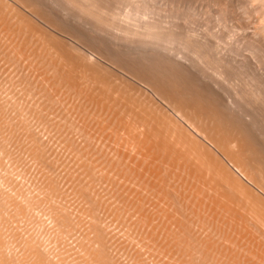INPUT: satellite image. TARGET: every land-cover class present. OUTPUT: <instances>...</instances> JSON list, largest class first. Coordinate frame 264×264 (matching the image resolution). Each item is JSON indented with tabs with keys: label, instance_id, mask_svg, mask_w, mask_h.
Listing matches in <instances>:
<instances>
[{
	"label": "bare ground",
	"instance_id": "1",
	"mask_svg": "<svg viewBox=\"0 0 264 264\" xmlns=\"http://www.w3.org/2000/svg\"><path fill=\"white\" fill-rule=\"evenodd\" d=\"M47 1L49 2V0H46V1H44V0H0V53L1 54L3 53L4 54L3 56L6 59L8 58V61H6V63L10 61V64H8L9 66H11L12 63L15 64V66H11L12 68L16 67V65L19 66L18 67L19 69H17V71L15 70L16 71L15 74H17L20 77V79L23 78L21 80V83H22V81L27 82L26 85L24 83V85L26 87L29 85L27 88L26 87L24 88L21 85V90L25 89L26 90L25 92H27L26 94H28L29 97L32 93V92H30L31 90L37 91L36 88H38V91L39 92L41 91L40 94L37 91L38 97H33V100L35 99L34 101H37L36 98H39L40 95H41V97H43L45 95V97L47 99H48V97H50L52 100L49 103V100H50V98H49L48 102L46 104H50L48 108H50L51 110H54L50 106H51V103H53V102L54 103L57 102L56 104H58V101L55 102L56 97H60L61 95H64L68 98L73 97V98H75L74 100L77 99L76 102L72 98H71L72 100L70 99V102L72 101L71 102L72 107L69 103H67L68 102L67 98L65 99L67 102L66 101H63V102H66L67 106L69 104V106L72 108V111L77 108V109H79V111L77 110L78 112H80V111L84 112L83 113L84 116L80 112L84 118H81L82 116H79V118L77 117L78 119L81 118V121H83L82 119H85L87 116L90 117V118L87 117L85 119L87 122H85V120L83 121L84 124L86 123L88 125V123L90 122L89 127H91V126L95 127V125H97L96 126L97 128H101V130L98 129L99 131H101V132H103V131L107 132L108 131L107 133H105L107 135H103L104 132L102 134H96L95 133L96 137H97V135H102V137L107 136L106 139L109 140L111 144H112V142L115 143V145L112 144L113 147H115V146L117 147V148L115 147V149L112 148V149H114V153H113L112 152L113 150L111 149L112 146L109 143V141H108V143H109V146H111V147L108 146V148H106L107 146L103 145L104 144L103 143L102 144L103 146L101 148L102 150L105 148L106 149L110 148L112 150V151H110V149H109L108 152H110V153H108L107 150H106V152L104 151V154H106V153L107 154L106 155L103 154V156H105V158H106L107 155H109V157H112V160H113V156H114V158L117 159L116 163L118 165L120 164L121 169H119V166L116 163H114V164L117 167L114 165V168H117V170H119V171L122 170V173L123 172H125V173H123V174L120 173L121 175L118 176L120 183L122 184L121 185L118 181H116V179H114L116 182L115 181L113 182V180L110 179L112 177L109 178V175L108 176L106 175V178H104L105 180L101 179L100 177L102 175H103L102 178L105 177L104 174H106L107 172L102 174L100 171V173H101V175H100L98 171L101 169L96 170L97 169L96 167H92L94 165L93 163L92 164L89 163L90 165H86V166H89L88 169L87 168L85 169V167L82 165L81 168L84 169L85 172H87L86 170H89L88 172L91 173V174L87 173L89 175L86 178L89 179L90 176L93 175V176H91L92 179L90 178L89 180H86L85 177L84 178L81 177L82 179H80V175H79L80 173L78 174L79 176L77 175L78 177L68 175L69 177L73 178V181H72L73 185H71L72 183L70 182L71 183V184L69 183L70 188L68 189L65 186L63 188V189H65V191L63 192V190L61 189L63 186L61 185V182H60L62 177H61V179L58 178V176H59L58 171L56 172V174L58 175L56 177V175L54 173L55 172L54 168L50 167L51 165L49 164V161H48L49 156H47L48 155L47 153H49V152L47 151L48 150L47 147L50 148V144L48 146L49 141L47 139L48 142H45L47 144V147H46V144L43 141L45 136L44 137L40 136V134H43L44 132L47 133V131H42V133H40V134L36 133L37 135H39V137H41V138L43 137V139H41L42 141L37 140L38 137L34 135V132H36L37 130L34 131L35 128L31 129L34 123H32V125L29 124L31 122L30 120L34 117L33 116L34 112L32 111V113H33L32 114L31 110L29 109L32 107L31 106V100H30V102H28V103H30V105H27V107L30 106L29 108L26 107L27 109H25V110L23 109V108H25L23 106L26 103L24 105L21 103L22 105L20 104L21 106H19L17 108V106L19 105L18 104L19 101H17L16 98H18L19 93L17 92L18 95L14 100L12 97L14 95L12 93L13 91H10L13 94L11 96H7V94L8 95L10 94V92L7 94L5 92V91H8V90H6V88H8L6 86H8V84H10L12 81V80H10V83H9L8 78H10L11 76L9 77V75H8L7 81L5 80V82H8V84L3 82L4 85H6L5 88L3 86V83L0 82L1 83V85H0V143H1L0 146L2 147V144L7 140H8L7 143L9 141H12V140H14L18 143H19L20 139H21L20 141H23V142L27 140V142H25L27 144H21L22 146L25 145V147H23L21 150L22 159H24L23 156L25 157V155H28L26 158L30 162H32L29 164L30 165L33 164V166L35 168L37 167L36 168L37 170H35L37 172H35V174H33L35 177L33 176L31 179L32 181H30L33 183L32 185H30V187L32 186L33 188H30L29 186H27V184H30L28 181H27L28 183L26 182L27 183L26 184L25 181L23 180L24 181V185H23L22 182L19 183V181H18L19 184L17 183L18 179H14L12 177H3V175H4L3 172H5L7 174H12L11 173L12 171L10 169H9L10 173H9V171L6 172L3 169L4 168L3 167L4 162H5L4 160L9 158L10 156L6 155V157H4L5 158L4 160L1 158L2 157L1 155L5 156L4 153H6V152L8 153L10 151L12 144L10 145V149H8L7 143H5V145L3 144V147L6 146L7 149L5 148L6 151L4 150V148L2 150L0 149V153H1L0 154V165H1L0 167H2V169H3L2 171L0 170L1 171L0 174L2 175V173H3V175H2L3 178L0 177L1 178V180H0V264H119L118 261H120V259H122V255H121L122 253H120L121 251L123 252V257H124V254L127 253L126 255L129 256V257L127 256L128 260H133V261H130L131 263L135 261L136 263H134V264H149V263L150 264H179L181 261H182V263H180V264H264V152H263L264 150H261L258 148L259 146L256 145V143L258 141L255 143V140H254L255 136L252 137L250 135V133H248V131H247L248 127L247 128L245 127V125H246L245 122H243V120L241 118L239 119V121H241V120L242 121L241 122L238 121V116H236L238 114L234 115V113H231L227 109V108H231V106L229 107V104L231 102L228 103V105H226L227 102L224 103V101H223L225 98L220 100L221 98L219 97V95H218L219 98L216 96V93L214 91H212L213 88H210L211 86L203 84L204 82L202 83V85H204V86H202L201 83H199L200 80H203L201 78H200V80H198L196 77L194 78V76L193 77L188 76L186 78L184 76L182 86L185 84V82H186V85L183 86L185 88H182L181 87V81L180 82L177 81L178 83H180V85H179V84H176V81L173 82L174 80H172V81L170 80L171 78L173 79V77L169 78L168 77L169 75L166 77V74H165V76H163L164 74H162V72L164 70L162 68L156 73L155 72L156 69L154 70V68H153L155 66L154 65V66H152V69L154 71H151L152 69H150V70L148 69L149 71H146L147 70L146 67L142 68L140 66L143 65V63L148 62V60L144 61V55L139 52L138 56L142 55L143 59L140 60L141 62H139V61L137 62L138 58L136 59L134 57L136 54H132L134 56H131V54H130L131 53L130 51H132V52H135V51H133V49H130V47L127 46L128 44L126 45V47H127V50L130 49L129 50L130 56H129V54H127L129 58H127V55H126L127 51H125L126 49H124L125 52L122 53L121 46H120V48H118L117 45H113L111 43H108V44H111L112 46H117V48L120 49L121 52L119 50H116V51L112 50V52L113 51L116 52V53H114V54H116V56L114 54H111V52H109L107 50L98 51L99 49L96 48L98 46L99 47L101 46V45H97L96 44L97 42L100 41V44L105 43L103 40H100L101 39L100 37H102L101 34L106 33L105 31L107 29L118 30L116 32L120 31L122 33V35L124 33L125 35L132 34L130 36H135V35L138 37L142 36V37H140L141 39L137 38V40H134L135 44H132V45L136 46V44H138V46L140 45L141 48H143V49H145L146 47H148V49H150V48L151 49L152 48H154V49L155 48L169 49L170 47L168 48V45L173 44V43H177L178 47H180L181 45L185 46L187 44H189V46H190V44L193 45L195 43V46H192V47L196 48V45L199 47L201 42L199 43L196 39H194L196 42L193 40V38H194L193 37V34H194L193 30L194 29L192 30L191 26H192V23L194 22V20H191L192 19L191 17L189 18V16L191 14L187 13L189 16L187 15V18L184 20V22H185L184 24H180L178 21L180 26L179 25H173L171 27H168V26H164L162 23H157L158 22L157 20L163 22L164 16L162 17V20L156 19L157 17L152 16V15H156L157 11L155 12L154 9H151L150 7H148V4L145 3L147 0L145 2H142V0H140L142 4L145 3V4H147V6L146 5L145 6L140 5L141 3L139 0H138L139 5H136L137 0L136 1L134 0V2H135L134 4L136 5L135 10H132L131 9L132 6H129V4H131L133 2V0H60V1L58 0L59 1L58 4H60L61 1L62 2L65 1L67 3V5H66L64 2V5L67 6V7L66 6L65 7L74 11L72 16H69V17L67 14L70 15V12L65 7H64V9H62L64 6L63 4H60L61 6L63 5L62 8L61 7H60V9L57 8V10L59 12L58 13V12H56V8L54 11V9L51 7L50 4H48ZM53 1H55V0H53ZM149 1H151V0H149ZM149 1H148V3H149ZM156 2H158V1H156ZM215 2H217V1H214V4H215ZM56 3H57V0H56ZM125 3H126V5L124 6ZM150 3H149V5H150ZM54 4H55V2H54ZM58 4H56V5H58ZM220 4H221V2L219 1V5H217V4L216 5L220 6ZM60 5H58V7ZM52 6H53V4H52ZM179 6H181V5H179ZM190 6H191V3H190ZM221 6L223 7V5H221ZM152 8H153V6H152ZM212 8H213V6H212ZM157 9H159V8H157ZM59 10H61V13ZM187 10H188V8H187ZM221 11H223V9H221ZM189 12H192V11L190 10ZM244 14H245V12H244ZM211 15H212V13H211ZM176 16H178V15L176 14ZM194 16H195V12H194ZM216 18H218V17H216ZM226 20H227V18H223L224 22H226ZM219 23L221 25V22H219ZM83 24L89 25L91 27V30L93 31V33H97L96 36H98V33H101L100 34L101 36H99L100 39L98 40V38H96L98 41H96V39L93 38L94 36H89V37H92L93 40L96 41V43L93 42V40H92L91 44H89L90 41L87 42V40L88 39L91 40V39L89 37L87 40L85 38H83V37H86L87 35H89V34H87V32L90 33V31H88L89 30L88 27H87L88 30L86 29V32H84V30H83L84 26L82 28H79ZM170 24L172 25V23H170ZM173 24H174V22H173ZM229 24H231V23H229ZM181 25L186 30L185 31L186 32V34H185L186 38L185 39L178 37L177 33H179V30L177 33L175 31V29H180ZM247 25H249V24H247ZM226 26H228V25H226ZM164 28L167 30H164ZM81 29H82V31H81ZM236 30H238V29H236ZM259 30H261V29H259ZM102 32H104V33H102ZM109 32H111V31H109ZM120 32L116 33V34H121ZM85 33H86V36H83V35H85ZM234 34H235V32H234ZM110 35H111V33H110ZM112 36H114V35H112ZM118 36H120V35H118ZM109 37H111V36H109ZM124 37H127V36L123 35L121 37V39L123 38L122 40H124ZM160 37L161 38L164 37V38L161 39ZM105 38H104V40H105ZM114 38H117V37H114ZM131 38L136 39L135 37H131ZM107 39H109L110 42L112 41V40H110L111 38H107ZM249 39L251 41V46L255 47L256 41L254 40L252 42V39L251 38H249ZM259 39H260V37H259ZM117 40H119V39H117ZM122 40H120V41H122ZM127 40H131V39H127ZM232 40H233V38H232ZM106 41L109 42L108 40H106ZM113 41L114 42H112V43L115 44L116 39H114ZM131 41H133V40H131ZM83 42L89 44V45L85 44L88 48L85 47ZM125 42H128V41H125ZM252 43H254V44H252ZM95 44H96V47H95ZM106 44H104V45L102 44V46L100 48L102 49V47H104L103 49H105ZM121 44H122V42H121ZM207 45L210 46L209 48L211 49L212 52L213 51L215 52V46L214 45L211 46L210 43ZM225 45H227V44H225ZM92 46H93V48H91ZM122 47L125 48V45H122ZM139 47H137V49H139ZM203 47H205V46H202V48ZM254 47L251 49L256 48V47L255 48ZM82 48H84L85 51H83ZM90 49L92 50L93 53H95V55L90 52L91 51ZM112 49H113V47H112ZM199 49H200V47H199ZM210 49H208V51ZM63 50H65L67 52H64ZM142 50H138V51H142ZM146 50H147V48H146ZM218 50L219 49H217V52H218ZM245 50H246V47H245ZM105 51L107 54L102 53ZM117 51H119L120 53ZM154 51L159 52V50H157V49ZM166 51L164 53H166ZM68 52H72L71 55L74 57L77 54L76 56H78L79 58L73 59L74 57L68 55L69 54ZM87 52H89V53H87ZM137 52H135V53H137ZM169 52H170V56H172L173 54H171V51H169ZM169 52H167V54H169ZM197 52H199V51L197 50ZM200 52H203V51H200ZM117 53H119V56H121L120 54H122V55L124 54V55H126V57L122 56V58H119ZM146 53H148V52H146ZM151 53H149V55ZM181 54H182V52L180 53L179 58H181ZM198 54L200 55V53H198ZM216 54L218 55V53H216ZM244 54H247V53H244ZM244 54H241V56ZM210 55L212 56V54H210ZM230 55H232V54H230ZM146 56H147V54H146ZM146 56H145V58H146ZM151 56H153V55H151ZM151 56H147V57L151 58ZM156 56H157V54H156ZM175 56H178V55L175 54L174 57ZM202 56H204V54ZM244 56H246V55H244ZM130 57H132L133 59H130ZM174 57H172V60L173 59L175 60ZM258 57H260V56H258ZM1 58H2V56H1ZM134 58L136 59L137 63L135 62ZM152 58L154 60V56ZM155 58H157V57H155ZM162 58H164V57L162 56ZM179 58L177 57L176 59H179ZM192 58H195V57H192ZM201 58H203V57H201ZM76 59H77L78 63H79V60H82V64L84 66L80 63V67H78L79 64L75 63ZM168 59H169V57H168ZM198 59L200 60V58H198ZM204 59H205V57H204ZM186 60H187V58H186ZM208 60H210V59H208ZM214 60L216 61V59H213V61L211 60L212 66H213L212 70L215 71V73H214V71H213V73L214 74H222V68L221 67L223 65L222 63H224V62L218 63V65L220 64V66H218L216 63H213V62H215ZM26 61H28L27 64L30 62L28 67H27V65L26 66L24 65V63L26 64ZM35 61H36V63H34ZM38 61H39V65L42 66V67L40 66L41 68H39V65H37V66L35 65V64H38L37 63ZM163 61L165 63V60H163ZM166 61L168 62V65H169V61L168 60H166ZM221 61H223V60H221ZM191 62H194V61H191ZM205 62H206V60H205ZM227 62H228V60H227ZM227 62H226V64H227ZM249 62H250V60H249ZM152 63H151V65H152ZM170 63H171V61H170ZM187 63L189 65V62H187ZM3 64H5V63H3ZM156 64H157V62H156ZM191 64H193V63H191ZM0 65H2V64H0ZM147 65L150 66V64H147ZM166 65H167V63H166ZM168 65L166 67H168ZM175 65L177 66V68L180 67L177 64H175ZM5 66H6V64L3 65V69ZM23 66H24V68L26 67V70L28 72H26V70L24 71V69L22 68ZM81 66L83 68V71L82 70L80 71V69H82ZM144 66H146V65H144ZM226 66H224V67H226ZM234 66H233V69H234ZM20 67L24 71V73H23L24 76L21 75L22 73L20 72ZM138 67H140V68H138ZM194 67H195V65H194ZM194 67H192V68H194ZM201 67H202V65H201ZM5 68L7 69L8 66ZM12 68H10V70H8V71H11ZM42 68H43V70H41ZM150 68H151V66H150ZM155 68H157V70H158L160 67L158 68L156 65ZM171 68H175L174 70H176V71L177 70L180 71V69H181V68L176 69V67H172V66H171ZM190 68H191V66H190ZM196 68H198V67H196ZM3 69L1 71L2 73H0V76L3 73H4V75L6 74L5 72H3ZM38 69H40V70L38 71ZM164 69L166 70L167 68H164ZM169 69H170V67H169ZM239 69H240V67H239ZM13 70H14V68H13ZM18 71L21 73L20 75L17 73ZM40 71H43V72L39 73ZM77 72H80L81 74L80 73L77 74ZM82 72L83 73L85 72V75ZM159 72H160V74H162L163 77L160 74L157 75ZM167 72H169V71H166L163 73H167ZM184 72H185V70H184ZM193 72H196V71H193ZM200 72H201V70H200ZM200 72H198V73H200ZM210 72H212V71H210ZM90 73L93 75V76L91 75L93 77V80L91 79V76H89ZM185 73L187 74V72H185ZM235 73H237V72H235ZM11 75H13V77H14V74H11ZM170 75H172V74H170ZM177 75H179V73ZM203 75L205 76L204 73H203ZM18 76H17V80L19 81ZM180 76H183V75L180 74L179 79H180ZM204 76H202V78ZM225 77H228V76L226 75ZM168 78H169L170 82L167 80ZM187 78H189V79H187ZM205 78H206V76H205ZM219 79H220V77H219ZM229 79L230 78H228V80ZM238 79H239V77H238ZM83 80H84V82H83ZM90 80H92V81H90ZM136 80H139V82H140V80L144 81L147 85L150 84L148 86L149 87L148 91H150L151 93L148 92L147 90H145L143 87H141L142 86V85L140 86L141 83H138ZM181 80H182V78H181ZM184 80H187V81H184ZM206 80H208V78L205 79V81ZM224 80H222V81H224ZM249 80H251V79H249ZM110 81L114 82V84L119 85L120 88H124L123 90L126 89V91H128V92L131 90L133 92V93L129 92L127 94V95L132 94V95H130V98H132L131 104L128 103V101H130L131 99L129 98V96L126 95V92L124 93L125 94L124 95L121 92H119V91H121L120 89L118 90L112 84H111L112 87L110 84L108 85V83ZM236 81H237V79H236ZM90 82H92L93 83L92 86L94 85L95 89H97V92L95 90H93V91H95L96 94L99 93V94H97V96L94 92L93 93L95 95L93 93H91L92 90L90 88H92V87L91 86L89 87ZM148 82H149V84H148ZM230 82H232V81H230ZM12 83H15V82L12 81ZM30 83H33V85L35 84L34 88L31 87L32 85L30 86ZM219 83H220V81H219ZM245 83H244V85H245ZM142 84H144V83H142ZM146 84L143 86H146ZM210 84H212V83H210ZM10 85H12V84H10ZM14 85L17 86L18 83L14 84ZM14 85H12V86H14ZM107 85L109 87H107ZM113 87L115 88V90ZM12 88L13 87H11V89ZM223 88H224V86L222 87V89ZM98 89H101V90H98ZM116 89H117V92H116ZM127 89H129V90H127ZM216 89H217V87H216ZM12 90H14V89H12ZM17 90H19L18 87H17L16 91ZM28 90H29V93H28ZM219 90H220V88H219ZM223 90H220V91L222 92ZM230 90L231 89H229V91ZM232 90H234V89L232 88ZM247 90L250 91L252 96L253 95H254V97L257 96V99L259 98L260 102L264 106V91L261 88L260 89L258 88L256 90L255 88L249 89V87H248ZM2 91L5 93H3ZM113 91L116 93H114ZM238 91H239V89H238ZM240 91H242V90H240ZM22 92H24V91H22ZM22 92H21V94H22ZM111 92H113V93H111ZM232 92H235V91H232ZM119 93H121V95ZM213 93H215V96L213 95ZM222 93H219V94L221 95ZM15 94H16V92H15ZM56 94L60 95V96H57ZM118 94H119V96H118ZM227 94H226V96H228ZM242 94H243V92H242ZM245 94H246V92H245ZM229 95H231V94H229ZM14 96H16V95H14ZM32 96H33V94L31 95V97ZM100 96L101 97L104 96V98H101ZM126 96L128 97L127 98L128 101L125 100ZM131 96H133V97H131ZM31 97H30V99H31ZM45 97H43V98H45ZM138 97H139V99H137V100H139L140 102H138L136 99H134V98H138ZM245 97L247 98V95ZM63 98H61V99H63ZM249 98H251V100H252V97H249ZM45 99H43V100H45ZM238 99H240L242 101L240 96L238 97ZM257 99H255V100L257 101ZM19 100H21V97ZM43 100H41V98H40L39 102L45 103V101H43ZM133 100L137 101L138 104L135 101H134L135 102L134 103ZM235 100H237V99H235ZM24 101H26V99H24ZM34 101H32V103ZM21 102H23V100ZM260 102H257V103H260ZM236 103L238 105L239 102L236 101ZM46 104H43V103H40V104L36 103L35 104V103H33L32 105L33 106L36 105L37 109H38V107H40L38 110L39 114H40L41 112H43V111H41V106L47 108L48 105H46ZM59 104H60V102H59ZM252 104H254V103H252ZM37 105H39V106H37ZM233 105H235V103ZM240 105L241 104H239L238 106H240ZM250 105L251 104L248 105V108H250L249 107ZM61 106H62V104H61ZM238 106H237V108H238ZM252 106H251V108H253ZM62 107H60V108L63 109ZM256 107H258V106H256ZM19 108L23 109V110H21V109L20 110L24 114L28 113L26 115L27 117L25 116V118H24L23 117L24 114L21 113V115H20V112H17V110H19ZM232 108H234V107H232ZM28 109L30 112H27ZM37 109L35 111H37ZM50 109H49V111H50ZM55 109H56V107H55ZM65 110H67V109L64 108V111ZM231 110H234V109H231ZM67 111H69V110H67ZM72 111L70 113L75 112V111H73V112ZM125 111H128V113ZM235 111L237 112V110H235ZM240 111H243V110H241V108H240ZM248 111H250V109ZM58 112H59V110L57 111V115L59 114ZM30 113H31L32 117L30 116V119H29L28 115H30ZM64 113L65 112H63L62 114L64 115ZM85 113L86 114L89 113V114L86 115ZM45 114H46V112H45ZM54 114H56V113H54ZM240 114H241V112H240ZM243 114H244V112H243ZM18 115H20V117ZM57 115H54V116H57ZM76 115H74V116L76 117ZM245 115H246V113H245ZM256 115H257V113H256ZM38 116L39 115L37 113V117ZM41 116L46 117L45 115H41ZM67 116L70 117L71 115H67ZM67 116H65V117H67ZM243 116H241V117L244 118ZM249 116H251V115H249ZM17 117H19V120L22 117H23L22 119H24V120H26V118H28L29 121H27V120L26 121H24V120L19 121ZM47 117H48V115H47ZM69 117H68V119L71 118V117L70 118ZM41 118H40V121L44 119V118L43 119H41ZM50 118L51 117H49V119ZM54 118H55L54 120L56 122V119L59 120L60 117L59 118L54 117ZM61 118H62V116H61ZM37 119H34V121ZM245 119H247V118H245ZM251 119H252V117H251ZM63 120L65 121L64 125H67V123H66L67 118L66 119L63 118ZM256 120H259V117H258V119L256 118ZM23 121L26 123L23 124L24 123ZM76 121H78V120H76ZM20 122H23L22 123L23 126L24 125L27 126L26 124H27V122H29L28 124L30 126L28 125L26 127V129H25V127L22 128L20 126L21 124L18 125V123H20ZM32 122H33V119H32ZM44 122H42V125ZM55 122H53V123H55ZM59 122L60 121H58V123ZM61 122H63V121H61ZM37 123H36V126H37ZM75 123L77 124V122H75ZM91 123H92V125H91ZM248 123H249V120H248ZM254 123H255V120H254ZM51 124L52 123H50L49 125L51 126ZM71 124H74V123H72V122L68 123L69 128H70ZM17 125L20 128H22V130L23 129L26 130V133H23L24 137L23 136H21V138L17 137V135H18L17 134V131H18ZM80 125H81V123H80ZM80 125H78V126H80ZM251 125H253V124H251ZM255 125H253V126H255ZM78 126H77V128H78ZM263 126H264V124H263ZM43 127H45V126H43ZM47 127L48 126H46L45 128H47ZM52 127L56 128V126H53V124H52ZM59 127H61V124L57 128H59ZM68 127L64 126L65 129ZM89 127L88 128L86 127L88 132H89ZM94 127H92V128L94 129ZM96 127H95V129L97 131ZM260 127H262V126H260ZM64 128H63V130H64ZM69 128H68V130H69ZM75 128L76 127L74 126V129ZM39 129H41V126L39 127ZM50 129H52V128H50ZM82 129H83V127H82ZM253 129H255V128H253ZM257 129H259V128L257 127ZM25 130H23V131L25 132ZM28 130H31V131H28ZM77 130H79V128ZM85 130H81L80 132L85 131ZM38 131H40V130H38ZM56 131H57V129H56ZM58 131H60V130H58ZM70 131H71V128H70ZM99 131H98V133H99ZM19 132H21V131L19 130L18 133ZM31 132H33V133H31ZM61 132H62V130H61ZM73 132H74V130H73ZM76 132L74 134H77ZM88 132L86 131L85 133H88ZM92 132L93 131H91V133ZM48 133L50 134V131ZM69 133L71 134L72 131ZM91 133L85 134L87 140H89V143H90V141L93 143V140H95V139L91 140L93 138V137L91 138V136H90ZM25 134H27V136ZM49 134H48V136H49ZM74 134H73V136H74ZM52 135H54V133ZM85 135L83 138H85ZM48 136H47V138H48ZM57 136L59 137V135H56V137ZM68 136H69V138L66 136L67 137L66 139H68L67 141H71L69 139L72 137V135H68ZM80 136L82 137L81 133H80ZM88 136H90V137L88 138ZM261 136H260V138H261ZM22 137L25 139L23 140ZM64 137H65V135H64ZM96 137H94V138H96ZM50 138H49V140H50ZM75 138L72 139V141L75 140ZM77 138H79V136ZM255 138L257 139V137H255ZM54 139H55V136H54ZM62 139H64V138H62ZM62 139L60 138V141ZM45 140H46V138H45ZM80 140H78L79 143H80ZM100 140L102 141L101 138L99 139V142H100ZM107 140H106V142H107ZM40 141L43 143H41ZM60 141H57V143L59 144ZM67 141H64V143ZM82 141L84 142L85 140H82ZM9 143H11V142H9ZM12 143H14V142H12ZM18 143H15L16 145L13 144L14 145L13 147L17 146ZM20 143L18 145H20ZM51 143L54 144L53 141ZM57 143H56V145H58ZM74 143L78 144V146H75L76 144H74ZM79 143H77L75 141L73 142V147L75 146L77 148L76 149L77 150L76 151L77 152L76 158L78 156L80 158V154L83 153V151L86 152V148L88 147V146H86V148H84L85 150L83 149V151H81L80 148L83 146V144L85 142L83 144H81L82 146ZM86 143H88V141H86ZM96 143H98V142H96ZM259 143H261V142L259 141ZM94 144H92V148H91V146H90L91 143H90L89 148L92 149L91 151L96 149V154H97V151L98 150L100 151L101 149L97 148V146H98L97 144H96L97 146H93ZM62 146H63V144L61 145V147ZM64 146H65V144H64ZM79 146H80V148H79L80 151H78ZM21 147L19 146L20 149H21ZM73 147H69V148L71 149ZM75 147L73 148V150L75 149ZM19 148H17V149H19ZM62 148H64V147H62ZM66 148H67V146H66ZM262 148H264V147H262ZM17 149L16 150L14 149L15 152L13 149H11V150H13L14 153L17 152V154H14V156H13L14 158L10 157L12 159H10V158L7 159V161L11 160L10 161L11 164H16L19 161V158H21L20 157L21 155L19 154L20 150L17 151ZM23 149H24V152L26 151L25 153H27V154H23ZM52 149L54 150V147ZM59 149H61V148H59ZM10 152H11L10 155L12 156L13 152L12 151H10ZM58 152H60V150H58ZM78 152H80V154H78ZM50 153L51 154L53 153L52 150ZM67 153H68V155H70L69 152H67ZM67 153H65V154H67ZM92 153H95V152H92ZM101 153H103V151ZM73 154L75 156V151H73ZM16 155H17V157L19 156L18 159L16 158ZM101 155L102 154H100V156ZM54 156H56V153ZM60 156H63V155H60ZM65 156H67V155H65ZM45 157H47L46 158L47 160H45ZM67 157H69V156H67ZM15 158H16V160H15ZM51 158L53 159L54 157H51ZM71 158L72 157H70L69 160ZM85 158L87 159V157H85ZM95 158H96V156H95ZM95 158L92 157V159H94V160H95ZM22 159H20V160H22ZM27 159H26V161H27ZM86 159L83 158L84 161H86ZM92 159H91V162L93 161ZM110 159L108 158V160H110ZM14 160L16 161V163L14 162ZM100 160H102V158H100ZM100 160L98 159L99 162H100ZM7 161L5 162V164L9 165V161H8V163H7ZM46 161L49 165L47 163L44 164ZM54 161L56 162V164L58 163L56 165L58 167V165L60 164L59 162H61V161L59 159H58L59 162L56 161L55 159H54ZM74 161L75 160H73V162ZM113 161L115 162V159ZM50 162L53 165L55 164L51 160H50ZM67 162H69V161H66L65 163H67ZM105 162H107L106 164H109V165L111 163V162L107 161V159ZM26 163H28V161ZM65 163H64V165L66 166ZM71 163H69V164H71ZM85 163H87V161ZM18 164H19V162H18ZM18 164H17V166L13 165V167L15 166L14 170H16V167L17 168L20 167V166H18ZM95 164L97 165V163H95ZM6 165H5V167L9 168ZM30 165H27L28 167H26V165H23V166H25V168L23 170H25V169L27 170ZM44 165L46 167L47 166L49 167V168H47L49 170H47L46 167H44L46 171H50V169H53L52 172L54 173L55 176L52 173L49 174V172H47L48 174L45 173L46 171L43 169ZM64 165H62V166H64ZM73 165H74V163H73ZM96 165H94V166H96ZM103 165H102V167H103ZM10 166H12V165H10ZM70 166L72 167V164L69 165L68 168H70ZM78 166L80 167V164ZM111 166L113 167L112 164H111ZM13 167H11V169ZM98 167H100V166H98ZM104 167H105V165H104ZM20 168H19V170L22 171V169H20ZM35 168H32L33 171H31V172H29V171H27V172L33 173ZM60 168L65 169V167H60ZM108 168H109V170H111L110 167L108 166L107 168H105V170L103 172H105L106 169L108 171ZM76 169L74 168V170H76ZM56 170H58V169H56ZM74 170H72V171H74ZM84 170H82V171H84ZM114 170L116 171V169H114ZM115 171H113V173ZM16 172H18V171H16ZM16 172H14V173H16ZM25 172L26 171H22V173H25ZM75 172L76 171H74V173L72 172L73 175L77 174V173L75 174ZM97 172L100 176L98 174H96ZM110 172H112V170ZM116 172H118V171H116ZM19 173H17V174L19 175ZM22 173H20V174H22ZM64 173H65V171H64ZM113 173H111L110 176ZM17 174H15V175H17ZM25 174H27V173H25ZM62 174L60 176H62ZM69 174H71V171L69 172ZM94 174H96L101 181L103 180V182H106L105 183L106 185L109 183L108 187L110 188V190L104 186L107 191H102L104 189V188L102 189V187H101L102 190L100 189V191H98L97 188L100 187L99 183H100V185L103 183L100 180H98V178L95 179L96 177H94L95 176ZM15 175L12 174L9 176L15 177ZM49 175H51V176H49ZM6 176H8V175H6ZM27 176L30 177V174H28ZM27 176H25V177H27ZM20 177H22V176L20 175ZM23 178H24V176H23ZM29 179H27V180H29ZM25 180H26V178H25ZM33 180H34V182H33ZM64 180L67 181L68 178L67 179L65 178ZM131 180L136 181V182L133 181V183L135 185L133 183H131V184H133L134 187L137 184L140 186V187L139 186L135 187L136 191L134 189H133L134 191L132 190L133 187L130 190V188L128 186V184L130 183ZM20 181H22V178ZM65 181H64V183H62L63 185L65 184ZM84 181L85 182L88 181V182L85 183ZM98 181H100V182H98ZM105 184H103V185H105ZM113 185H115V186L121 185L122 186V188L120 186L121 191H119V189H117V191H116V187ZM112 187H114L113 189L115 190L114 191L115 193L111 190ZM125 187H127V189ZM66 189H68V190L66 191ZM146 189H148V191H146ZM128 190L131 191L132 193L136 192L135 193L136 196L134 197L135 194H133L132 197H130L132 193L128 192ZM68 191H69V195H73L75 197L74 198L72 196L74 200L71 199L72 203L75 201V203H73V204L67 200L68 198H69V200L71 198L67 193ZM70 192H71V194H70ZM116 192L118 194L117 197H119V195H120V197L118 198L119 200L115 197ZM65 194L68 195V196H66L67 198L65 197ZM112 195H114V196H112ZM129 197L134 198V200L133 199L131 200ZM151 197L153 198L152 201H154L153 204L151 203L152 201L150 202V200L152 199ZM112 198L118 200L117 204L112 202V200H113ZM129 199L131 200V203L133 205L132 206L133 209H132V207L128 206V205H130V204H128ZM119 201H121L120 204H119ZM115 202H116V200H115ZM126 203L128 205H125V206H127L128 209L129 208L132 210L136 209L135 210L136 212L134 211L135 213L132 212L134 215L131 218H129L128 215H130V214L132 215V213L130 212L132 210H128L125 206H123ZM149 203L151 205V208H154L153 212L151 210H149L151 208H149V209L147 208ZM70 204H72V205H70ZM117 205L118 206L122 205V207L121 206H119L120 208L116 207ZM126 209L129 211L130 214L127 213L128 211ZM101 210L103 211V213L101 212ZM149 211H151L152 213L150 212V214H149ZM137 218L139 219L140 223L138 222ZM140 218H142V219H140ZM144 218L148 221H149V219H147V218H150L151 222H153L152 220H154V222L156 221L157 224L154 223V225H157L158 229L160 227L161 228L159 230H157V228L152 227L153 228V229L151 228L152 230L151 229L149 230L147 228L146 229L148 231H146V229L144 230V228L147 226V223H148V221L145 220L146 221V226H145ZM131 219L134 222L136 220H133V219H137V223H135L133 225L130 224ZM142 220L144 221L143 224L141 223ZM128 221H130V222H128ZM150 221H149V224H151ZM185 222H186V224H185ZM198 224L200 226L201 225L202 226L200 227V226H198ZM151 225L150 226L148 225L147 227L149 228V227H151ZM154 225H152V226H154ZM190 226L194 227V230H197V231H195V233L202 231V233L200 232L202 234L201 235L202 237L196 238L195 234H194V236H195L194 237L193 236L194 230H190L191 229V228H189ZM197 226H198V228H197ZM195 227H196V229H195ZM146 232L149 233L151 238L150 237L146 238L147 236H145L143 238V235L147 234ZM144 233H146V234H144ZM200 233H198V235ZM163 234H164V237L161 238L160 236L161 235L163 236ZM151 235H154V236H151ZM191 235L193 236V238H190ZM140 236H142V237H140ZM183 236H185V238H182ZM39 238H45V239L48 238L47 244L50 243V245H47L46 243H44V241L41 242V239L39 241ZM65 238L66 239L68 238V240H64ZM69 238H70V240H69ZM72 238H74V239H72ZM71 239H72V241H71ZM193 239H194V241H193ZM74 240L75 241L78 240V241L74 242ZM62 241H63V243H62ZM65 242H67V243H65ZM69 242H71V244H73V245L69 246L70 248L74 247L77 244V246H75L77 249L75 247H74L75 249L74 248L68 249L69 247L66 244H68ZM78 242H80V245ZM62 244H65V246L64 245L62 246ZM52 245H53V248L55 247L54 245H56V247H55L56 249L55 248L52 249ZM114 248H116V249H114ZM117 248H121V251H120V249H117ZM78 249H79V253L81 254L80 257H78L79 253H77V256L75 254L76 250H78ZM110 249L113 251V253H111L112 251ZM114 251L115 252L119 251L118 252L119 257H121V258H119L118 256L112 255L115 253ZM180 252H181V254H180ZM211 252H212V256L214 255V257L211 256ZM118 253H116L115 255H117ZM176 254H178V255H176ZM126 255H125V258H127ZM175 256H179L178 260H181L180 256H181V258L184 257L183 259H185V260L178 261L177 259H175L178 257H175ZM116 257H118V258H116ZM126 260L124 262L122 259V263L127 262L126 264H128V261H126ZM130 262H129V264H131ZM122 263L120 261V264H122Z\"/></svg>",
	"mask_w": 264,
	"mask_h": 264
},
{
	"label": "rangeland",
	"instance_id": "2",
	"mask_svg": "<svg viewBox=\"0 0 264 264\" xmlns=\"http://www.w3.org/2000/svg\"><path fill=\"white\" fill-rule=\"evenodd\" d=\"M44 1H46V0H44ZM59 1H60V0H59ZM59 1L57 0V3H56V0H55V1H53V0H49V2H48V1H47V2H48V4L51 5V7L54 9V11H55V8H56V12H58L57 8H58V9H60V7L62 8V6L64 5V2H65V1H64V2L61 1L62 3L60 2V4H63V5L61 6L60 4H58ZM135 1H136V0H135ZM139 1H140V0H139ZM139 1H138V0L136 1V2H137L136 5H139ZM145 1H146V0H144V1L142 0V2H145ZM148 1H149V0H147V1L145 2V3L148 4V7H150L151 9H154L155 12L157 11V14H156V15H152V16L157 17L156 19H161V20H162V17L164 16V17H163V22L157 20V21H158L157 23H162L164 26L171 27V26H173V25H179V23H180V24H184V23H185L184 20L187 18V15H188V14H191L190 16H189V15H188V16H189V18H190V17L192 18L191 20H194V22L192 21L193 23H192V26H191V29H192V30L194 29V30H193V33H194V34H193V37H194L193 40L196 39L199 43L201 42V44H200V46H199L200 49L202 48V46H205V47H203V48L200 50L199 47H198L197 45H196V48H193V47H192V46H195V43H194L193 45L190 44V46H189V44H187V45H185V46H184V45H181L180 47H178V44H177V43H173V44H169V45H168V48L170 47L169 49H161V48H155V49H154V48H152V49H153V50H152L151 48L148 49V47H146L147 50H148V51H147L146 48L143 49V48H141L140 45H139V46H140V47H139L138 44H136V46H135V45H132V44H135V41H134V40H137V38H138V39H141L140 37H142V36H140V37H138V36H136V35H135V36H130V35H132V34H130V35H125V34L123 33V35H124V36H127V37H124V40H122V39H123V38L121 39V37L123 36L122 33L119 31L121 34H116V33H119V32H116V31H118V30H115V29H113V30L107 29V30L105 31L106 33H104V32H102V33H104V34L98 33V36H96L97 33H93V31L91 30V27H90L89 25H85V24L81 25V27H79V28H82V27L84 26V27H83V30H84V32H86V29H87V27H88L89 30H88V29H87V30L90 31V33L92 32L93 34L91 33V34H92V35H91L90 33L87 32V34H89V35L86 36V33H85V35H83V36H86L87 38H86V37H83V38H85L86 40L88 39L89 36H94L93 38H94V39L98 38V40L101 38L100 40H103V41L105 42V43H102V42H101L103 45L106 44V43H107V44H108V43H111V44H113V45H117L118 48H120V46H121V48H122V49H121V50H122V53L125 52V51H127V52H126V55L129 54V50H130V49H133V51H135V52H137L138 50H142V49H143L142 51H138V52H137L138 54L135 53V52L130 51V52H131V53H130L131 56H134V55H132V54H136L134 57H135L136 59H137V58L139 59V60L137 59V62H138V61L141 62L140 60L143 59V56H142V55L138 56V55H139V52H140L141 54H143V55H144V61H145V60H148L149 63H148V62H146V63H147V64H150L151 68H150V66L147 65L146 63H143V62H144L143 60H142V61H143V62H142L143 65H141V66L139 65V66L142 67V68H145V67H146L147 70H146V69H145V70H146V71H149L150 69H152V66L155 65L153 68H154V70L156 69V71H155L156 73H157L161 68L164 70V71L162 70L163 72L169 71V72H167V73H163V72H162V74H164L163 76H165V74H166V77H167L168 75H169V76H168L169 78L173 77V79L171 78L170 80H171V81L174 80L173 82L176 81V84H179V85H180V83H178L177 81H179V82L181 81V87H182V88H185V87H183V86L186 85V82H185V84L182 86L184 76H185V78L188 77V76H189V77H193V76H194V78L196 77L198 80H200V78L203 79L204 81H203V80H200V82H199V83H201V85H202V83L204 82L203 84H206V85H208V86H211L210 88H213L212 91H214V92L216 93V96H217V97H218V95H219V97L221 98L220 100H222V99L225 98L223 101H224V103L227 102L226 105H228V103H230V102L232 103V104L230 103L231 105L229 104V107L231 106V108H227V109H228L231 113H234V115L238 114V115H236V116H238V121H239V119L241 118V119L243 120V122H245V124L247 125V126L245 125V127H246V128H247V127L249 128V129L247 128L248 133H250V135H251L252 137H254V136L257 137V139L254 137V140H255V143L258 141V142L256 143V145L259 146L258 148L261 149V150H264V148H262V147H264V144H263V143H264V136H263V135H264V133H263V132H264V130H263V129H264V126H263V124H264V123H263V122H264V120H263V119H264V106H263L262 103L260 102L259 98L257 99V96H256V97H254V95L252 96V94L250 93V91L247 90V88L249 87V89H254V88H255L256 90H257L258 88H259V89L261 88V89L264 91V55H263V54H264V50H263V49H264V20H263V19H264V0H261V1H260V0H257V1H256V0H240V1H239V0H238V1H237V0H168V1H167V0H151V1H149V3L151 2L153 5H152L151 3H150V5H149ZM156 1H158V2H156ZM173 1H174V2H173ZM214 1H217L218 3L215 2V4H214ZM219 1L221 2V4H220V6H217V5H219ZM242 1H243V2H242ZM258 1H259V2H258ZM262 1H263V2H262ZM52 2H53V3H52ZM54 2H55V4H54ZM154 2H155V3H154ZM172 2H173V3H172ZM187 2H188V3H187ZM236 2H237V3H236ZM252 2H253V3H252ZM51 3L53 4V6H52ZM126 3H127V2H126ZM126 3L124 4V6L126 5ZM129 3H130V2H129ZM129 3H128V4H129ZM134 3H135V2H134V0H133V2H132L131 4H129V6H132V8L130 7L132 10H135V8H136V7H135L136 5H135ZM140 3H141V1H140ZM145 3H143V4L141 3L140 5H142V6H145V5H146V6H147V4H145ZM163 3H164V4H163ZM190 3H191V6H190ZM222 3H223V4H222ZM234 3H235V4H234ZM56 4H58V5H60V6L58 7V5H56ZM65 4L67 5L66 2H65ZM133 4H134V5H133ZM154 4H155V5H154ZM208 4H209V5H208ZM212 4H213V5H212ZM216 4H217V5H216ZM54 5H55V6H54ZM66 5H64L62 9H64V7H65ZM157 5H158V6H157ZM165 5H166V6H165ZM179 5H181V6H179ZM221 5H223V7H222ZM152 6H153V8H152ZM196 6H197V7H196ZM212 6H213V8H212ZM235 6H236V7H235ZM252 6H253V7H252ZM66 7H67V6H66ZM66 7H65V8H66ZM156 7L159 8V9H157ZM221 7H222V8H221ZM228 7H229V8H228ZM230 7H231V8H230ZM133 8H134V9H133ZM187 8H188V10H187ZM189 8H190V9H189ZM200 8H201V9H200ZM203 8H204L206 11H205ZM237 8H238V9H237ZM66 9L70 12V15L67 14L68 17H69V16H72V14L74 13V11L71 10V9H68V8H66ZM160 9H161V10H160ZM193 9H194V10H193ZM221 9H223V11H221ZM234 9H235V10H234ZM190 10H191L192 12H189ZM200 10H201V11H200ZM240 10H241V11H240ZM242 10H243V11H242ZM59 11H60V13H61V10H59ZM182 11H183V12H182ZM187 11H188V12H187ZM71 12H72V13H71ZM134 12H135V11H134ZM194 12H195V16H194ZM225 12H226V13H225ZM244 12H245V14H244ZM58 13H59V12H58ZM187 13H188V14H187ZM205 13H206V14H205ZM207 13H208V14H207ZM211 13H212L213 16L211 15ZM236 13H237V14H236ZM176 14H177L178 16H176ZM166 15H167V16H166ZM209 15H210V16H209ZM216 15H217V16H216ZM218 15H219V16H218ZM221 15H222V16H221ZM165 17H166V18H165ZM194 17H195V18H194ZM216 17H218V18H216ZM242 17H243V18H242ZM164 18H165V19H164ZM174 18H175V19H174ZM223 18H227V20H228V19H229V20H228V21L226 20V22H224V21H223ZM173 19H174V20H173ZM177 19H178V20H177ZM210 19H211V20H210ZM243 19H244V20H243ZM218 20H219V21H218ZM165 21H166V22H165ZM178 21H179V23H178ZM180 21H181V22H180ZM173 22H174V24H173ZM217 22H218V23H217ZM219 22H221V25H220ZM227 22H228V23H227ZM170 23H172V25H171ZM225 23H226V24H225ZM229 23H231V24H229ZM216 24H217V25H216ZM247 24H249V25H247ZM190 25H191V24H190ZM226 25H228V26H226ZM231 25H232V26H231ZM235 25H236V26H235ZM250 25H251V26H250ZM179 26H180V25H179ZM218 26H219L220 28H219ZM192 27H193V28H192ZM183 28H184V27H182V25H181V28H180L181 30H180V29H175V31H176V33H177L178 30H179V33H177V34H178V37H180V38H184V39H185V38H186V35H185L186 32H185V31H186V30H185V28H184V29H183ZM223 28H224V29H223ZM195 29H196V30H195ZM236 29H238V30H236ZM259 29H261V30H259ZM164 30H167V29L164 28ZM81 31H82V29H81ZM109 31H111V32H109ZM113 31H114V32H113ZM181 31H182V32H181ZM212 31H213V32H212ZM219 31H220V32H219ZM230 31H231V32H230ZM253 31H254V32H253ZM259 31H260V32H259ZM232 32H233V33H232ZM234 32H235V34H234ZM255 32H256V33H255ZM110 33H111V35H110ZM113 33H114V34H113ZM236 33H237V34H236ZM238 33H239V34H238ZM241 33H242V34H241ZM94 34H95V35H94ZM100 34L102 35V37L99 38V36H101ZM107 35H108V36H107ZM112 35H114V36H112ZM116 35H117V36H116ZM118 35H120V36H118ZM219 35H220V36H219ZM109 36H111V37H109ZM162 36H163V35H162ZM103 37H104V38L106 37L105 40H104ZM112 37H113V38H112ZM114 37H117V38H114ZM119 37H120V38H119ZM131 37H135L136 39L131 38ZM195 37H196V38H195ZM215 37H216V38H215ZM221 37H222V38H221ZM235 37H236V38H235ZM259 37H260V39H259ZM89 38H90L91 40L88 39L87 42L90 41L89 44H91V41L93 40V38H92V37H89ZM102 38H103V39H102ZM107 38H111L110 40H112V41L110 42L109 39H107ZM125 38H126V39H125ZM160 38H161V37H160ZM162 38H164V37H162ZM162 38H161V39H162ZM230 38H231V39H230ZM232 38H233V40H232ZM249 38L252 39V42H253L254 40L256 41V46H255L256 48H255L254 46H251V41H250ZM256 38H257V39H256ZM114 39H116V43H115V44L112 43V42H114V41H113ZM117 39H119V40H117ZM127 39H131V40H133L134 42L131 41V40H127ZM206 39H207V40H206ZM217 39H218L219 41H218ZM234 39H235V40H234ZM86 40H85V41H86ZM98 40L96 39V41H98ZM106 40H108L109 42H107ZM120 40H122V41H120ZM158 40H159V39H158ZM228 40H229V41H228ZM261 40H262V41H261ZM96 41L93 40V42H95V43H96ZM118 41H119V42H118ZM125 41H128V42H125ZM194 41H195V40H194ZM194 41H193V42H194ZM227 41H228V42H227ZM232 41H233V42H232ZM121 42H122V44H121ZM131 42H132V43H131ZM195 42H196V41H195ZM238 42H239V43H238ZM241 42H242V43H241ZM243 42H244V43H243ZM83 43H84V45H85V44H86V45H89L88 43H85V42H83ZM98 43H99V44H98ZM117 43H118L119 45H118ZM130 43H131V44H130ZM209 43L211 44V46H213V45L215 46V52L218 53V55H217L214 51H213V52L211 51V49L209 48L210 46L207 45V44H209ZM228 43H229V44H228ZM96 44L102 46V44H100V41L97 42ZM96 44H95V47H96ZM107 44H106V46H105V49H103L104 47H102V49H101V48H100L101 46H100V47L98 46V47H96V48L99 49L98 51H101V50H102V51L107 50V51L111 52V54L116 53V52H115L116 50H119V51H120V49H118L117 46H112L111 44H108V45H109V46H108ZM127 44H128V45H127ZM225 44H227V45H225ZM252 44H254V43H252ZM261 44H262V45H261ZM86 45H85V47H87ZM110 45H111V46H110ZM122 45H125V48H123L124 46L122 47ZM126 45L130 47L129 50H127ZM131 45H132L133 47H132ZM171 45H172V46H171ZM206 45H207V46H206ZM217 45H218V46H217ZM219 45H220L221 47H220ZM259 45H260V46H259ZM188 46H189V47H188ZM112 47H113V49H112ZM115 47H116V48H115ZM134 47H135V48H134ZM137 47H139V49H137ZM177 47H178V48H177ZM184 47H185V48H184ZM245 47H246V50H245ZM253 47H254L255 49H251V48H253ZM87 48H88V47H87ZM89 48H90V47H89ZM91 48H93V46H92ZM106 48H107V49H106ZM238 48H239V49H238ZM249 48H250V49H249ZM260 48H261V49H260ZM82 49H83V51H85L84 48H82ZM94 49H95V48H94ZM110 49H111V50H110ZM124 49H126V50L124 51ZM156 49L159 50L160 53H159L158 51H154V50H156ZM208 49H210V50L208 51ZM217 49H219L218 52H217ZM223 49H224V50H223ZM86 50H87V49H86ZM90 50H91V49H90ZM90 50H89V51H90ZM112 50H115V51L112 52ZM144 50H145V51H144ZM166 50H167V51H166ZM197 50H198L199 52H197ZM206 50H207V51H206ZM226 50H227V51H226ZM234 50H235V51H234ZM236 50H237V51H236ZM239 50H240V51H239ZM63 51H64V52H67V51H65V50H63ZM87 51H88V50H87ZM96 51H97V50H96ZM119 51H117V52H119ZM143 51H144V52H143ZM152 51H153V52H152ZM165 51H166V53H164ZM169 51H171V54H173L172 56H170V52H169ZM200 51H203L204 53H203V52H200ZM224 51H225V52H224ZM241 51H242V52H241ZM252 51H253V52H252ZM255 51H256V52H255ZM37 52H38V51H37ZM90 52H91L92 54L95 55V53H93L92 50H91ZM120 52H121V51H120ZM120 52H119V53H120ZM146 52H148V53H146ZM151 52H152V53H151ZM161 52H162V53H161ZM167 52H169V54H167ZM173 52H174L176 55H178V56H175V57H174L175 54H174ZM181 52H182V54H181V58H179V55H180ZM195 52H196V53H195ZM68 53H69L68 55L72 56V55H71L72 52H68ZM74 53H75V52H74ZM87 53H89V52H87ZM102 53L107 54L106 51H105V52H102ZM119 53H117L118 56H119ZM145 53L147 54V56H151V55H153L155 61H154L153 58H152L153 56H151V58H149V57L146 56ZM149 53H151V54L149 55ZM153 53H154V54H153ZM198 53H200V55H199ZM227 53H228V54H227ZM240 53H241V54L247 53V54H244V55H246L247 57L244 56V55L241 56ZM248 53H249V54H248ZM75 54H76V53H75ZM130 54H129V56H130ZM156 54H157V56H156ZM188 54H189V55H188ZM193 54H194V55H193ZM195 54H196V55H195ZM203 54H204V56H202ZM205 54H206V55H205ZM208 54H209V55H208ZM210 54H212V56H211ZM222 54H223V55H222ZM230 54H232V55H230ZM3 55H4L3 53H2V54L0 53V58H1V56H2V58L0 59V64H2V65H0V73H2L1 71H2V69H3V65L6 64L5 67L8 66V68L6 69V68L4 67L3 72H5L6 74L4 75V73H3V74L0 76V82L3 83V82H5V80L7 81V78H8V75H9V77L11 76L10 78H8L9 83H10V80H12L13 82H15V83H12V81H11L10 84L14 85V84H17V83H18L17 86H16V85L12 86V85L8 84V82H5L6 84H8V86H6V85H4V83H3L4 88H5V86L8 87V88H6V90H8V91H5V90H4V91L6 92V94L9 93L10 91H13L12 93H13L14 95H16V96H14V95L10 92V94H9V95L7 94V96H11V95H13L12 97H13V99L15 100V98H16L17 95H18L17 92L19 93L18 98H16V100L19 101V103H18L19 105L17 106V108H18L19 106H21L22 104L24 105L25 103H26V104H25L26 106H25V105L23 106V107H25V108H23V107H22V108H23L24 110L27 109V108H29L30 106L27 107V105H30V103H28V102H30V100H31V106H32V107L29 108V109L31 110V113H32V111L34 112V115H33L34 117L32 118V119H33V122H32V119H31V120H30L31 122H30V123L27 122L26 125L28 126L29 124L32 125V123H34L31 129H34V128H35L34 131H35V130H37V131L40 130V131H38L39 133H38L37 131L34 132V135L38 137L37 140H41V139H43V137L45 136L46 140H45V138L43 139L44 143L49 141V142H48V146H49V144H50V148L47 147V144L45 143V144H46V147L48 148L47 151L49 152V153H47V154H48L47 156H49L48 161H49V164L51 165L50 167H51V168H52V167L54 168V171H55L54 173H55L56 177L59 175L58 178L61 179V177H62V179H63V180H62V179H61V180L59 179L60 182H61V185L63 186V187L61 188V189L63 190V192L65 191V189H63V188L66 186V187L69 189V188H70L69 185H70V184L72 183V181H73V178H72V177H69L68 175H71V176H77V175L80 173V174H79V175H80V179H82V178H84V177L86 178L89 174H91L90 172H88L89 170H86L87 172H85V170L81 168L82 165H83V166L85 167V169H86V168L88 169L89 166H86V165H90L89 163H91V164L93 163L94 165H96L95 163H97V165L100 166V167H98L97 165H96V166H94V165L92 166V165H91L92 167H96V168H97L96 170L101 169V170L98 171L100 175H101V173L104 174V173H106V172H107V173L109 172L108 174H107V173L104 174L105 177H103V178H102V176H103V175H102V176L100 177L101 179L105 180L104 178H106V175H107V176L109 175V178L112 177V178H110V179H112L113 182L115 181L114 179H116V181H118V182L120 183V180H119V177H118V176L121 175L120 173H122V170H120V171H121V172H120L119 170H117V168H114V165H115L114 163H116V160H117V159L114 158V156H113V160L115 159V162H114V161L112 160V157H109V155H107V157H108L109 159L111 158L110 160H108L107 157L105 158V156H103L104 151L106 152V150H107V152H108L109 149H110V148H109V149H106V148H108L110 141L106 139L107 136H103V137H102V135H97V137H96L95 133H96V134H102V133L104 132V131H103V132L99 131V130H101V128H97V127H96L97 125H95V127L97 128V131H96V129H95L94 126L89 127V126H90V124H89L90 122L88 123V125H87L86 123L84 124L83 121H84L88 116H87L85 119H82L83 121H81V118H84V117H83V116H84V115H83L84 112H81V111H80V112L82 113V115H83V116H82L81 113L78 112L79 109L76 108V109L73 110V111H75V112L72 111V108H71V107H72V105H71V102H72V101L70 102V99L72 98V99L74 100L75 98H73V97L68 98V97H66V96H64V95H61V96H62V97H61L60 95H57V94H56L57 96H60L61 98L64 97V98L61 99L60 97H56V96H55L56 99H57V100L55 99V102L58 101V104H56L57 102L54 103V102L52 101L54 104L51 103V106H50V107H52V109H54V110H51L50 108H48L50 104H46V103L48 102V99H49L50 97H48V99H47V98L45 97V95H44L43 97H45V98H46V99H45V98L41 97V95H40L39 98H36L37 101H34L35 99L33 100V97H38V95H37L38 88L35 87V88L37 89V91H36V90H35V91L33 90L35 93H34L32 90L30 91V92H32L31 95L33 94L32 97H31V95H30V97H31V99H30L29 95L26 94L27 92H25L26 90H25V89L21 90V85H22V87L25 88V87H26L25 85H26L27 82H23V81H22V83H21V80H22L23 78L20 79V77H19L17 74H15L16 71H17V69H19V68H18L19 66L16 65V67H13V68H14V70H13V68H12L11 66H15V64L12 63L11 66H9L8 64H10V61L6 63V61H8V58L6 59ZM76 55H77V54H76ZM76 55H75V57L72 56V57H74L73 59H75V58H79V57L76 56ZM94 55H93V56H94ZM114 55L116 56V54H114ZM120 55H121V56H119V58H122V56H125V57H126V55H124V54H123V55L120 54ZM168 55H169V56H168ZM214 55H215V56L217 55L216 57H217L218 59H217ZM249 55H250V56H249ZM252 55H253V56H252ZM256 55H257V56H256ZM97 56H98V55H97ZM118 56H117V57H118ZM137 56H138V57H137ZM145 56H146V58H145ZM160 56H161V57H160ZM162 56H163L164 58H162ZM166 56H167V57H166ZM182 56H183V57H182ZM190 56H191V57H190ZM197 56H198V57H197ZM206 56H207L208 58H207ZM218 56H219V57H218ZM258 56H260V57H258ZM139 57H140V58H139ZM141 57H142V58H141ZM155 57H157V58H155ZM168 57H169V59H168ZM172 57H174L175 60H174V59L172 60ZM177 57H178L179 59H176ZM192 57H195V58H192ZM201 57H203V58H201ZM204 57H205V59H204ZM212 57H213V58H212ZM228 57H229V58H228ZM242 57H243V58H242ZM248 57H249V58H248ZM127 58H129L128 55H127ZM135 58H134V60H135V62H136V59H135ZM147 58H148V59H147ZM161 58H162V59H161ZM186 58H187L188 61L186 60ZM198 58H200V60H199ZM206 58H207V59H206ZM211 58H212V59H211ZM220 58H221V59H220ZM130 59H133V58L130 57ZM156 59H157V60H156ZM160 59H161V60H160ZM208 59H210V60H208ZM213 59H216V61L214 60L215 62H213V63H216L217 65H218V63H222V62H224V63H222L223 65H222V67H221V68H222V74H214L215 71L212 70V69H213V66H212V62H211V60L213 61ZM3 60H4L5 62H4ZM28 60H29V59H28ZM30 60H31V59H30ZM78 60H79V59H78ZM163 60H165V63H164ZM166 60L169 61V65H168V62H167ZM177 60H178V61H177ZM185 60H186V61H185ZM205 60H206L207 63L205 62ZM207 60H208L209 62H208ZM221 60H223V61H221ZM224 60H225V61H224ZM227 60H228V62H227ZM235 60H236V61H235ZM249 60H250V62H249ZM32 61H33V60H32ZM74 61H75V60H74ZM161 61H162V62H161ZM170 61H171V63H170ZM172 61H173V62H172ZM191 61H194V62H191ZM218 61H219V62H218ZM241 61H242V62H241ZM27 62H28V61H26V64L24 63V65H25V66L27 65V67H28V65H29L30 62H29L28 64H27ZM135 62H134V63H135ZM137 62H136V63H137ZM150 62H151V63L153 62L152 65H151ZM156 62H157V64H156ZM174 62H175V63H174ZM187 62H189V65H188ZM226 62H227V64H226ZM229 62H230L231 64H230ZM3 63H5V64H3ZM34 63H36V61H35ZM34 63H33V64H34ZM37 63H38V64H35L36 66L39 65V61H38ZM75 63H78L77 59H76V62H75ZM80 63L82 64V60H79V63H78L79 65H78V67H80ZM162 63H163V64H162ZM166 63H167V65H168V67H166V66H167ZM181 63H182V64H181ZM184 63H185V64H184ZM191 63H193V64L195 63V64H194L195 67H194V65L191 64ZM228 63H229V64H228ZM234 63H235V64H234ZM161 64H162V65H161ZM171 64H172V65H171ZM175 64L179 65L180 67L177 68V66H176ZM209 64H210L211 66H210ZM232 64H233V65H232ZM240 64H241V65H240ZM82 65H83V64H82ZM144 65H146V66H144ZM156 65H157L158 68L160 67L158 70H157V68H155ZM159 65H160V66H159ZM170 65H171L172 67H176V69H180V68H181L182 70L180 69V71H179V70L176 71V70H174L175 68H171ZM196 65H197V66H196ZM201 65H202V67H201ZM206 65H207V66H206ZM226 65H227V66H226ZM229 65H230V66H229ZM234 65H235V66H234ZM239 65H240V66H239ZM40 66H41V65H39V68L42 67V66H41V67H40ZM83 66H84V65H83ZM163 66H164V67H163ZM190 66H191V68H192V67H194V68L191 69ZM204 66H205V67H204ZM218 66H220V64H219ZM224 66H226L227 68L224 67ZM228 66H229V67H228ZM233 66H234V69H233ZM249 66H250V67H249ZM9 67L12 68L11 71H8V70H10ZM140 67H138V68H140ZM169 67H170L171 70L169 69ZM196 67H198V68H196ZM203 67H204V68H203ZM239 67H240V69H239ZM22 68L24 69V71L26 70V67L24 68V66H23ZM81 68H82V66H81ZM164 68H167V69L165 70ZM207 68H208V69H207ZM148 69H149V70H148ZM172 69H173V70H172ZM196 69H197L198 71H197ZM210 69H211V70H210ZM223 69H224V70H223ZM227 69H228V70H227ZM235 69H236V70H235ZM245 69H246V70H245ZM261 69H262V70H261ZM15 70H16V71H15ZM21 70H22V69H21V67H20V72H21L22 74L18 71L17 73H18L19 75H20V74L23 75V73H24V71H23V70L21 71ZM39 70H40V69H38V71H39ZM41 70H43V68H42ZM81 70L83 71V68L80 69V71H81ZM154 70L152 69L151 71H154ZM184 70H185V72H187L188 75L184 72ZM186 70H187V71H186ZM188 70H189L190 72H189ZM200 70H201V72H200ZM230 70H231V71H230ZM232 70H233V71H232ZM241 70H242V71H241ZM14 71H15V72H14ZM77 71H78V70H77ZM171 71H172V72H171ZM191 71H192V72H191ZM193 71H196V72H193ZM202 71H203V72H202ZM210 71H212V72H210ZM213 71H214V73H213ZM256 71H257V72H256ZM26 72H28V71L26 70ZM26 72H25V73H26ZM41 72H43V71H40L39 73H41ZM175 72H176V73H175ZM198 72H200V73H198ZM208 72H209V73H208ZM235 72H237V73H235ZM9 73H10V74H9ZM78 73H80V72H77V74H78ZM82 73H83V72H82ZM178 73H179V75H180V74L183 75V76H180V79H179V75H177ZM203 73L205 74L206 78H205V76L203 75ZM210 73H211V74H210ZM258 73H259V74H258ZM11 74H14V77H13V75H11ZM80 74H81V73H80ZM83 74L85 75V72H84ZM83 74H82V75H83ZM159 74H160V72H159L157 75H159ZM162 74H160V75L162 76ZM170 74H172V75H170ZM212 74H213V75H212ZM261 74H262V75H261ZM91 75H92V74L90 73L89 76H91ZM190 75H191V76H190ZM216 75H217V76L219 75V76L217 77ZM220 75H221V76H220ZM226 75H227L228 77H225ZM237 75H238V76H237ZM240 75H241V76H240ZM17 76H18L19 81L17 80ZM23 76H24V75H23ZM23 76H22V77H23ZM92 76H93V75H92ZM92 76H91V79L93 80V77H92ZM163 76H162V77H163ZM200 76H201V77H200ZM202 76H204V77L202 78ZM234 76H235V77H234ZM242 76H243V77H242ZM252 76H253V77H252ZM255 76H256V77H255ZM1 77H2V78H1ZM4 77H5L6 79H5ZM12 77H13V78H12ZM166 77H165V78H166ZM213 77H214V78H213ZM219 77H220V79H219ZM221 77H222V78H221ZM231 77H232L233 79H232ZM238 77H239V79H238ZM257 77H258V78H257ZM3 78H4V79H3ZM11 78H12V79H11ZM169 78L167 79L168 81H169ZM174 78H175V79H174ZM181 78H182V80H181ZM207 78H208V80L205 81V79H207ZM210 78H211V79H210ZM217 78H218V79H217ZM226 78H227V79H226ZM228 78H230L229 80L232 81L233 83L230 82V81L228 80ZM243 78H244V79H243ZM1 79H2V80H1ZM15 79H16V80H15ZM177 79H178V80H177ZM187 79H189V78H187ZM190 79H191V78H190ZM224 79H225L226 81H225ZM231 79H232V80H231ZM236 79H237V81H236ZM247 79H248V80H247ZM249 79H251V80H249ZM261 79H262V80H261ZM3 80H4V81H3ZM92 80H90V81H92ZM211 80H212V81H211ZM213 80H214V81H213ZM216 80H217V81H216ZM222 80H224V81H222ZM227 80H228V81H227ZM246 80H247V81H246ZM136 81H137L138 83H141L140 86L142 85L141 87H143L145 90H147V91L149 90V89H148V88H149L148 86L150 85L149 82H148L149 85H147L144 81H141V80H140V82H139V80H136ZM184 81H187V80H184ZM209 81H210V82H209ZM219 81H220V83H219ZM240 81H241V82H240ZM261 81H262V82H261ZM30 82H31V81H30ZM83 82H84V80H83ZM169 82H170V81H169ZM213 82H214V83H213ZM217 82H218V83H217ZM226 82H227V83H226ZM242 82H243V83H242ZM245 82H246V83H245ZM258 82H259V83H258ZM1 83H0V85H1ZM20 83H21V84H20ZM24 83H25V85H24ZM138 83H137V84H138ZM142 83H144V84H142ZM210 83H212V84H210ZM229 83H230V84H229ZM235 83H236V84H235ZM244 83H245V85H244ZM28 84H29V83H28ZM92 84H93V83L90 82L89 87L91 86V87L93 88V89L90 88V89L92 90V91H91V90H90V91H91V93H93V92L95 93V91L97 92V89H95V86H94V85L92 86ZM109 84H110V85L112 84V85H113L115 88H117L118 90L120 89L121 91H119V92H121L122 94H124V93L126 92V95H127L129 92H132L131 90H130L129 92L126 91V89L123 90L124 88H120L119 85L114 84V82H111V81H110V82L108 83V85H109ZM145 84H146V86H143V85H145ZM187 84H188V83H187ZM221 84H222V85H221ZM233 84H234V85H233ZM237 84H238V85H237ZM253 84H254V85H253ZM19 85H20V86H19ZM23 85H24V86H23ZM31 85H32V86H31ZM34 85H35V84H34ZM34 85H33V83H30V86L33 87V88H34ZM108 85H107V87H109ZM112 85H111V87H112ZM241 85H242V86H241ZM259 85H260V86H259ZM3 86H2V87H3ZM10 86L13 87L12 89H14L15 91L12 90ZM28 86H29V85H28ZM28 86H27V87H28ZM97 86H98V85H97ZM202 86H204V85H202ZM213 86H214V87H213ZM219 86H220V87H219ZM223 86H224V88H223L224 90L222 89ZM228 86H229V87H228ZM238 86H239V87H238ZM246 86H247V87H246ZM17 87H18L19 90L16 91ZM19 87H20V88H19ZM27 87H26V88H27ZM31 87H30V88H31ZM98 87H99V86H98ZM111 87H110V88H111ZM114 87H113V88H114ZM216 87H217V89H216ZM231 87H232L234 90H232ZM250 87H251V88H250ZM4 88H3V89H4ZM15 88H16V89H15ZM115 88H114V90H115ZM214 88H215V89H214ZM219 88H220V90H223V91H222L223 93L219 90ZM242 88H243V89H242ZM31 89H32V88H31ZM117 89H116V92H117ZM229 89H231V90L229 91ZM238 89H239V91H238ZM29 90H30V89H29ZM29 90H28V93H29ZM93 90H95V91H93ZM98 90H101V89H98ZM127 90H129V89H127ZM217 90H218V91H217ZM240 90H242V91H240ZM19 91H20V92H19ZM22 91H24V92H22ZM122 91H123V92H122ZM216 91H217V92H216ZM225 91H226V92H225ZM232 91H235L236 93H235V92H232ZM237 91H238V92H237ZM2 92H3V91H2ZM5 92H3V93H5ZM15 92H16V94H15ZM21 92H22V94H21ZM38 92H39V91H38ZM40 92H41V91H40ZM40 92H39V94H40ZM113 92H114V91H113ZM113 92H111V93H113ZM116 92H114V93H116ZM148 92H150V91H148ZM242 92H243V94H242ZM245 92H246V94H245ZM94 93H93V94H94ZM121 93H119V94L121 95ZM132 93H133V92H132ZM150 93H151V92H150ZM215 93H213L214 96H215ZM219 93H222V94L220 95ZM224 93H225V94H224ZM227 93H228V94H227ZM238 93H239V94H238ZM248 93H249V94H248ZM25 94H26L28 97H27ZM95 94H96V93H95ZM95 94H94V95H95ZM97 94H99V93H97ZM97 94H96V96H97ZM119 94H118V96H119ZM134 94H135V93H134ZM226 94H227L228 96H226ZM229 94H231L232 96L229 95ZM240 94H241V95H240ZM244 94H245V95H244ZM42 95H43V94H42ZM115 95H116V94H115ZM124 95H125V94H124ZM130 95H132V94H130ZM130 95H127V96H129V98H130ZM135 95H136V94H135ZM135 95H134V96H135ZM222 95H223V96H222ZM237 95H238V96H237ZM246 95H247V98H248V99L245 97ZM3 96H4V95H3ZM22 96H23V97H22ZM127 96H126V99H125L126 101H128V100H127V98H128ZM225 96H226L228 99H227ZM236 96H237V97H236ZM239 96H240V98L242 99V101H241L240 99H238ZM242 96H243V97H242ZM20 97H21V100H19ZM100 97H101V96H100ZM131 97H133V96H131ZM135 97H136V96H135ZM219 97H218V98H219ZM249 97H252V100H251V98H249ZM9 98H10V97H9ZM22 98H23V99H22ZM40 98H41V100L45 99V100H43V101H45V103H44V102H39V99H40ZM66 98L68 99V100H67L68 102L65 100ZM101 98H104V96L101 97ZM233 98H234V99H233ZM24 99H26V101H27V100H28V101L26 102V101H24ZM72 99H71V100H72ZM130 99H131V100H130ZM130 99H129L130 101H128V103L131 104L132 98H130ZM134 99L137 100V99H139V97H138V98H134ZM230 99H231V100H230ZM232 99H233V100H232ZM235 99H237V100H235ZM255 99H257V101H256ZM22 100H23V102H21ZM51 100H52V99L50 98L49 103H50ZM59 100H60V101H59ZM76 100H77V99H76ZM76 100H74V101L76 102ZM225 100H226V101H225ZM228 100H229V101H228ZM234 100H235V101H234ZM239 100H240V101H239ZM258 100H259V101H258ZM32 101H34L33 103H35V104H36V103H38V104L43 103V104L48 105L47 108H46V107H42V106L40 105V106H41V111H43V112H41L40 114H41V115H45L46 117H42V116L39 114V111H38V110H39L40 107H38V109L36 108V105H34V106H35V107H34V106L32 105V104H33ZM63 101H66L67 103H69V104L71 105V107L69 106V104H68V106H67V103H66V102H63ZM134 101H135V100H133V102H134ZM137 101L140 102L139 100H137ZM137 101H135V102H137ZM236 101L239 102L238 105H239V104H241V105L238 106L237 103H236ZM243 101H244V102H243ZM246 101H247V102H246ZM249 101H250V102H249ZM59 102H60V104H59ZM61 102H62V103H61ZM124 102H125V101H124ZM135 102H134V103H135ZM138 102H137V104H138ZM257 102H260V103H257ZM15 103H16V102H15ZM21 103H22V104H21ZM234 103H235V105H233ZM252 103H254V104H252ZM16 104H17V103H16ZM20 104H21V105H20ZM61 104H62V106H63V105H64V106L62 107ZM73 104H74V103H73ZM246 104H247V105H246ZM249 104H251V105L249 106L250 108H248V105H249ZM256 104H257V105H256ZM53 105H54V106H53ZM57 105H58V106H57ZM59 105H60V106H59ZM232 105H233V106H232ZM252 105H253V106H252ZM37 106H39V105H37ZM43 106H44V105H43ZM66 106H67V107H66ZM237 106H238V108L240 107L241 110H243V111H240V108L238 109ZM241 106H242V107H241ZM251 106H252L253 108H251ZM254 106H255V107H254ZM256 106H258V107H256ZM26 107H27V108H26ZM33 107H34V108H33ZM55 107H56V109H55ZM58 107H59V108H58ZM60 107H62L63 109H61ZM68 107H69V108H68ZM227 107H228V106H227ZM232 107H234V108H232ZM245 107H246V108H245ZM43 108H44V109H43ZM64 108H66V109L69 110V111H67V110L64 111ZM73 108H74V107H73ZM260 108H261V109H260ZM20 109H21V108H19V110H20ZM23 109H21V110H23ZM29 109H28V111H27V110H26V111H27V112H30ZM36 109H37V111H35ZM42 109H43V110H42ZM47 109H48V110H47ZM49 109H50V111H49ZM231 109H234V110H231ZM245 109H246L247 111H246ZM249 109H250V111H248ZM252 109H253V110H252ZM254 109H255V110H254ZM19 110H17V112H20V115H21V113L24 114L23 112H21V110H20V111H19ZM46 110H47L48 112H47ZM58 110H59V112H58L59 114L57 115V111H58ZM77 110H78V111H77ZM235 110H237V112H236ZM244 110H245V111H244ZM62 111L65 112L64 115L62 114V113H63ZM71 111H72L73 113H70ZM76 111H77L79 114H78ZM232 111H233V112H232ZM24 112H25V111H24ZM45 112H46V114H45ZM53 112L56 113V114H54ZM61 112H62V113H61ZM66 112H67V113H66ZM125 112L128 113V111H125ZM240 112H241V114H240ZM243 112H244V114H243ZM255 112L257 113V115H256ZM31 113H30V115H28V118H29V119H30V116L32 117ZM37 113H38V115H39L38 117H37ZM48 113H49V114H48ZM68 113H69V114H68ZM245 113H246V115H245ZM262 113H263V114H262ZM17 114H18V113H17ZM27 114H28V113H27ZM27 114L25 113V114L23 115V117L25 118V116H26ZM32 114H33V113H32ZM51 114H52V115H51ZM61 114H62V115H61ZM76 114H77V115H76ZM85 114H86V113H85ZM88 114H89V113H88ZM88 114H86V115H88ZM239 114H240V115H239ZM242 114H243L244 116H243ZM20 115H18V116L20 117ZM47 115H48V117H47ZM54 115H57V116H54ZM67 115H71V116H70L71 118H70L69 116H67ZM74 115H76V117H75ZM249 115H251V116H249ZM61 116H62V118H61ZM65 116H67V117H65ZM73 116H74V117H73ZM79 116H82V117H81L80 119H78ZM89 116H90V115H89ZM241 116H243L244 118H242ZM248 116H249V117H248ZM19 117H17L18 120H19ZM23 117H22V118H23ZM26 117H27V116H26ZM41 117H42V118H41ZM49 117H51V118L49 119ZM54 117H56V118H59V117H60V118H59V120L56 119V122H55V120H54L55 118H54ZM68 117H69L70 119H68ZM77 117H78V118H77ZM251 117H252V119H251ZM258 117H259V120H256V118L258 119ZM22 118H20L19 121L24 120V119H22ZM28 118H26L27 121H29ZM37 118H38V119H37ZM40 118H41V119L44 118V119L41 120V121L44 122V121L46 120V121H45L46 123L44 122L43 125H42V122L40 121ZM63 118H64V119L67 118V120H66L67 125H64V122H65V121L63 120ZM73 118H74V119H73ZM88 118H90V117H88ZM245 118H247V119L249 120V123H248V120L245 119ZM34 119H37V120H35L36 122L34 121ZM260 119H261V120H260ZM26 120H24V121H26ZM38 120H39V121H38ZM73 120H74V121H73ZM76 120H78V121H76ZM242 120H241V121H242ZM254 120H255V123H254ZM24 121H23V122H24ZM47 121H48V122H47ZM58 121H60V122L58 123ZM61 121H63V122H61ZM67 121H68V122H67ZM69 121H70V122H69ZM241 121H239V122H241ZM17 122H18V121H17ZM23 122L18 123V125L21 124L20 126H21L22 128L25 127V129H26L27 126H25V125L23 126V124H25L26 122H24V123H23ZM37 122H38V123H37ZM39 122H40L41 124H40ZM53 122H55V123H53ZM71 122L74 123V124H71V125H70V128H71L72 133L74 134V133L77 131V132H76L77 134H74V136H73L72 133H71V134L69 133V132H71V131H70V128L68 127V126H69L68 123H71ZM75 122H77V124H76ZM85 122H87V121L85 120ZM246 122H247V123H246ZM256 122H257V123H256ZM22 123H23V124H22ZM28 123H29V124H28ZM36 123H37V126H36ZM50 123H52L53 126H56V128H55V127H52V124H51V126H50V125H49ZM62 123H63V124H62ZM66 123H65V124H66ZM80 123H81V125H80ZM261 123H262V124H261ZM38 124H39V125H38ZM47 124H48V125H47ZM54 124H55V125H54ZM60 124H61V127H62V128H61V127L57 128L58 126H60ZM83 124H84L85 126H84ZM251 124H253V125L256 124V125L253 126V125H251ZM257 124H258V125H257ZM18 125H17V127H18L19 129L17 128V130H18V131L20 130L21 132L18 133V131H17V134H18L17 137H19V138H21V136L24 137V134H23V133H26V130L23 129V130H25V132H24V131L22 130V128H20ZM62 125H63V126H62ZM78 125H80V126H78ZM91 125H92V123H91ZM29 126H30V125H29ZM40 126H41V129H39ZM43 126H45V127L48 126V127L45 128V127H43ZM49 126H50V127H49ZM64 126L68 127L69 130H68V128L65 129ZM71 126H72V127H71ZM74 126H75L76 128H77V126H78L79 130H77L78 128H77V129H76V128L74 129ZM81 126L83 127V129H82ZM260 126H262V127H260ZM86 127H87V128L89 127V132H88V130L86 129ZM92 127H94L95 130H94ZM257 127H258L259 129H257ZM29 128H30V127H29ZM37 128H38V129H37ZM50 128H52V129H50ZM63 128H64V130H63ZM84 128H85L86 130H85ZM91 128H92V129H91ZM253 128H255V129H253ZM45 129H46V130H45ZM56 129H57V131H58V130H60V131L57 132ZM98 129H99V130H98ZM61 130H62V132H61ZM73 130H74V132H73ZM75 130H76V131H75ZM81 130H85V131L80 132ZM253 130H254L255 132H254ZM259 130H260V131H259ZM261 130H262V131H261ZM28 131H31V130H28ZM32 131H33V130H32ZM42 131H47V133L44 132L43 134H40V133H42ZM49 131H50V134L48 133ZM67 131H68V132H67ZM86 131H87L89 134L91 133V131L94 132V133L92 132L91 135H90L91 138L93 137L92 139L90 138L91 140L95 139V140H93V143L90 141V143H91V145H90L91 148H92V144H94V143H95V144H94L93 146H97V145H98L97 148H100V149L102 148L103 145H106V146H107V147L105 146V147H106L105 149H103V150L101 149V150L103 151V153H101V152H102L101 150H100L101 152L98 150V151H97V154H98V155H97V154H96V149H94L93 151H91L92 149L89 148V147H90V146H89V144H90V143H89V140H87L86 135H85V134H88V133H85ZM95 131H96V132H95ZM98 131H99V133H98ZM258 131H259V132H258ZM55 132H56V133H55ZM65 132H66L67 134H66ZM83 132H84V133H83ZM107 132H108V131H107ZM107 132H104L103 135H107V134H105V133H107ZM256 132H257V133H256ZM260 132H261V133H260ZM27 133H28V132H27ZM29 133H30V132H29ZM31 133H33V132H31ZM36 133H37V134H40V136H43V137H42V138L39 137V135H37ZM53 133H54V135H52ZM57 133H58V134H57ZM80 133H81L82 137L80 136ZM255 133H256V134H255ZM22 134H23V135H22ZM48 134H49V136H48ZM262 134H263V135H262ZM25 135L27 136V134H25ZM56 135H59V137H58V136L56 137ZM62 135H63V136H62ZM64 135H65V137H64ZM68 135H72V137L70 136L71 138L69 139V140H71V141H67L68 139H66V138H67V137L69 138ZM84 135H85V138H83ZM261 135H262V136H261ZM9 136H10V135H9ZM47 136H48V138H47ZM54 136H55V139H54ZM61 136H62V137H61ZM66 136H67V137H66ZM76 136H77V137L79 136V138H77ZM90 136H88V138H89ZM260 136H261V138H260ZM10 137H11V136H10ZM23 137H22V139L24 140L25 138H23ZM50 137H51V138H50ZM75 137H76V138H75ZM94 137H96V138H94ZM49 138H50V140H49ZM60 138H61V139L64 138V139H62V140L60 141ZM74 138H75V140L72 141V139H74ZM97 138H98V139H97ZM100 138L102 139V141L100 140V142H99V139H100ZM9 139H10V138H9ZM47 139H48V141H47ZM52 139H53V140H52ZM77 139H78V140L81 139V140H80V143H79V141H78ZM17 140H18V139H17ZM20 140H21V139H20ZM20 140H19V143L21 142L20 145H18L19 143L16 142V141H14V140L9 141V142H11V143H9V142L7 143V141H8V140H7V141H5L3 144L5 145V143H7V144H8V146H7L8 149H10V145L12 144L11 149H13V150L15 149V150H16L17 148H19V146H20V147L22 146L21 144H27V143H25V142H27V140L24 141V142H23V141H20ZM82 140H85V141H84L85 143H84ZM97 140H98V141H97ZM106 140H107V142H106ZM41 141H42V140H41ZM41 141H40V142H41ZM52 141L54 142V144L51 143ZM57 141H60L59 144L57 143ZM64 141H67L68 143H67V142L64 143ZM74 141L77 142V143H79L80 145L84 143L83 146L81 145L83 148H82V147L80 148V146L78 147V151H80L79 148L81 149V151H83V149L86 148V146H88V147H87L88 149L86 148V152L83 151V153H81L82 155L80 154V152H78V154H80V158H81V159L79 158L78 155H77V156H78V157H77L78 159L76 158V153H77V152H76V151H77L76 149H77V148H76L75 146H78V144L74 143V144H76V145L74 146L75 149L73 150V148H74V147H73V142H74ZM86 141H88L89 144L86 143ZM103 141H104V142H103ZM108 141H109V143H108ZM259 141H260L261 143H259ZM12 142H14V143H12ZM70 142H71V143H70ZM96 142H98V143H96ZM15 143H18V144H17V146L13 147V146H14L13 144H15ZM41 143H43V142H41ZM56 143H57L59 146L56 145ZM60 143H61V144H60ZM66 143H67V144H66ZM103 143H104V144H103ZM105 143H106V144H105ZM0 144H1V143H0ZM3 144H2V147L0 146V149H1V150H2L3 148H4V150H5V148H6V146L3 147ZM7 144H6V145H7ZM51 144H52V145H51ZM62 144H63L62 147H64L65 149L61 147ZM64 144H65V146H64ZM86 144H87V145H86ZM96 144H97V145H96ZM100 144H101V145H100ZM102 144H103V145H102ZM110 144H111V143H110ZM112 144L115 145V143H113V142H112ZM112 144H111L112 147H111V146H109V147H111V149H112V148L115 149L116 146L113 147ZM261 144H262V145H261ZM15 145H16V144H15ZM54 145H55L56 147H55ZM70 145H71V146H70ZM26 146H27V145H26ZM51 146H52V147H51ZM66 146H67V148H66ZM99 146H100V147H99ZM23 147H25V145H23V146L21 147V149H20V148L17 149V151L20 150V152H19L20 155H21V150H22ZM53 147H54V150L52 149ZM69 147H73V148L70 149ZM260 147H261V148H260ZM47 148H46V149H47ZM55 148H56V149H55ZM59 148H61V149H59ZM95 148H96V147H95ZM103 148H104V147H103ZM116 148H117V147H116ZM6 149H7V148H6ZM11 149H10V151L13 152V150H11ZM57 149L60 150V152H58ZM68 149H69V150H68ZM89 149H90V150H89ZM111 149H110V151L113 150L112 152L114 153V149H112V150H111ZM15 150H14V152H15ZM51 150H52V152H53L52 154L50 153ZM84 150H85V149H84ZM5 151H6V150H5ZM8 151H9V150H8ZM10 151H9L8 153L6 152L7 154L3 152V153L5 154V156H4V155H1V156H2L1 158L4 160V159H5L4 157H6V155H7V156L9 155L10 157H13L14 154H17V152H16V153L13 152V154H12V156H11V155H10V154H11ZM63 151H64V152H63ZM73 151H75V156H74V154H73ZM90 151H91V152H90ZM25 152H26V151H25ZM25 152H24V149H23V154H27V153H25ZM54 152L56 153V156H57V157L54 156V155H55ZM57 152H58V153H57ZM62 152H63L64 154H63ZM67 152H69V154H70L71 156L68 155ZM70 152H71V153H70ZM92 152H95V153H92ZM98 152H99L100 154H102V155H101L102 157L100 156V154H99ZM263 152H264V151H263ZM61 153H62V154H61ZM65 153H67V154H65ZM108 153H110V152H108ZM0 154H1V153H0ZM50 154H51V155H50ZM95 154H96V155H95ZM106 154H107V153H106ZM106 154H104V155H106ZM60 155H63V156H60ZM65 155H67V156H69V157H67V156H65ZM72 155H73V156H72ZM87 155H88V156H87ZM91 155H92V156H91ZM110 155H111V154H110ZM27 156H28V155H25V157L23 156L24 159H22V155L20 156L21 158H19V161H18L19 164L21 163L20 165L18 164V162L16 163V161H15L16 158L18 159V157H19V156L17 157V155H16V158H15V160H14V162H15L16 164H11V163H10L11 160H8V161H9V165H6L5 162L7 161V159L10 158V157H9V158H7L6 160H4L5 162L3 161V162H4V166L2 165V166L4 167L3 169H4L6 172L9 171V173H10V170H11V171H12L11 173H12L13 175H15V174H17V173H19V172L22 173V171H26L25 173H27V174L22 173V174H23V175H22V174L19 173V175L17 174V175H15V177H14V176H9V175H12V174H7V173L3 172L4 175H5V176H4L3 173H2L3 177H12V178H14V179H18V180H17V183H18V181H19V183L22 182L23 185H24V181H25V183L28 181L30 184H27L28 182H27L26 184H27V186L30 187V185L33 184V183L30 182V181H32L31 179H32V177L34 176L33 174H35V172H37V171H35V170H37V169H36L37 167L35 168V167L33 166V164H32V165L29 164V163H32V162H30V161L26 158ZM64 156H65L66 158H65ZM89 156H90V157H89ZM95 156H96V158H95ZM111 156H112V155H111ZM51 157H54V158L52 159ZM70 157H72V158L69 160ZM85 157H87V159H86ZM92 157L95 158V160L92 159ZM13 158H14V157H13ZM28 158H29V157H28ZM46 158H47V157H45V160H47ZM83 158L86 159L87 163H85L86 161H84ZM100 158H102L103 161L100 160ZM104 158H105V159H104ZM10 159H12V158H10ZM20 159H22V160H20ZM26 159H27L28 163H26V162H27ZM49 159H50L51 161H53V163H55V164L53 165V164L50 162ZM54 159H55L56 161H58V159H59L60 161H61L62 159H63V160H62L61 162L58 161L60 164H59L58 167H57L56 165H57L58 163L56 164V162L54 161ZM65 159H66V160H65ZM67 159H68V160H67ZM91 159L93 160L92 162H91ZM98 159L100 160V162L98 161ZM106 159H107V161L111 162L110 165H109V164H106V163H107V162H105ZM73 160H75L76 162L78 161V162H77L78 164H77L75 161L73 162ZM8 161H7V163H8ZM66 161H69V162H67L68 164L65 163ZM80 161H81L82 163H81ZM83 161H84V162H83ZM89 161H90V162H89ZM96 161H97V162H96ZM120 161H121V160H120ZM12 162H13V161H12ZM63 162L66 164V166L64 165ZM71 162H72V163H71ZM98 162H99V163H98ZM112 162H113V163H112ZM23 163H24V164H23ZM46 163H47V161H46L44 164H46ZM61 163H62V164H61ZM69 163L72 164V167L70 166V168H68L69 165H71V164H69ZM73 163H74V165H73ZM17 164H18V166H20V167L22 166L21 168L19 167L20 169H22V171H20L19 168H17V167H16V170H14L15 166L13 167V165H16V166H17ZM22 164H23V165H26V167H28L27 165H30V166H29V168H28L27 170H26V169L23 170V169L25 168V166H23ZM47 164H48V163H47ZM49 164H48V165H49ZM75 164H76V165H75ZM79 164H80V167L78 166ZM103 164L105 165V167H104ZM111 164L113 165V167L111 166ZM116 164H117V163H116ZM5 165L8 166L9 168H6ZM10 165H12V166H10ZM52 165H53V166H52ZM62 165H64V166H62ZM102 165H103V167H102ZM117 165H118V164H117ZM0 166H1V165H0ZM32 166H33V167H32ZM54 166H55V167H54ZM75 166H76V167H75ZM77 166H78L79 168H78ZM91 166H90V167H91ZM108 166L110 167V169L112 170V172H110L111 170H109V168H108V171H107V169H106V171L103 172V171L105 170V168H107ZM115 166H116V165H115ZM118 166H119V169H121L120 164H119ZM11 167H13V168L11 169ZM31 167H32V168H35V169H34V172H33V173H28L27 171H29V172L33 171V169H32ZM44 167H46V166H45V165L43 166V169L45 170ZM60 167H65V169L60 168ZM84 167H83V168H84ZM111 167H112L113 169H112ZM116 167H117V166H116ZM0 168H1L0 170L2 171V170H3L2 167H0ZM5 168H6V169H5ZM47 168H49V167L47 166L46 169H47ZM67 168H68L69 170H68ZM74 168H75V169L77 168V169L74 170ZM102 168H103V169H102ZM7 169H8V170H7ZM9 169H10V170H9ZM17 169H18V170H17ZM56 169H58V170H56ZM60 169H61V170H60ZM62 169H63V170H62ZM66 169H67L68 171H67ZM71 169L74 170V171H76L75 174H76V173H77V174H76V175H73L74 171H72ZM80 169H81V170H80ZM114 169H116V171H118V172H116ZM47 170H49V169H47ZM82 170H84V171H82ZM1 171H0V173H1ZM13 171H14V172L18 171V172L14 173ZM45 171H46V170H45ZM52 171H53V169H50V171H46L45 173L49 172V174L52 173V174L54 175V173H53ZM57 171H58V175L56 174ZM59 171H60V172H59ZM64 171H65L66 174L64 173ZM70 171H71V174H69ZM77 171H78V172H77ZM79 171H80V172H79ZM100 171H101V173H100ZM113 171H115L116 173L114 172V173H115V174H114ZM72 172H73V173H72ZM82 172H83V173L85 172L86 174L89 173V174L86 175L85 173L83 174ZM98 172H97L96 174H98ZM62 173H63V174H62ZM93 173H94V172H93ZM111 173H113L112 175H113L114 177H113L112 175L110 176ZM117 173H118L119 175H118ZM123 173H125V172H123ZM123 173H122V174H123ZM28 174H30V177L27 176ZM31 174H32V175H31ZM36 174H37V173H36ZM47 174H48V173H47ZM61 174H62V176H60ZM82 174H83L84 176H83ZM96 174H94V175H95L94 177H96L95 179L98 178V180H100L99 177H98ZM99 174H98V175H99ZM116 174H117V175H116ZM2 175L0 174V177H1V178H3ZM6 175H8V176H6ZM20 175H21L22 177H20ZM53 175H52V176H53ZM55 175H54V176H55ZM79 175H78V176H79ZM100 175H99V176H100ZM23 176H24V178H23ZM25 176H27V177H25ZM49 176H51V175H49ZM78 176H77V177H78ZM91 176H93V175H91ZM91 176H90V178L92 179ZM28 177H29L30 179H29ZM34 177H35V176H34ZM81 177H82V178H81ZM115 177H116V178H115ZM1 178H0V180H1ZM21 178H22V181H20ZM25 178H26V180H25ZM58 178H57V179H58ZM65 178H66V179L68 178V180L65 181V180H64ZM71 178H72V179H71ZM75 178H76V177H75ZM90 178H89V179H90ZM27 179H29V180H27ZM89 179L86 178V180H89ZM23 180H24V181H23ZM59 180H58V181H59ZM84 180H85V179H84ZM103 180H102V181L100 180V181H101L103 184H105L106 182H103ZM64 181H65V184H66V185H65V184L63 185V184H62V183H64ZM100 181H98V182H100ZM116 181H115V182H116ZM131 181H132V180H131ZM131 181H130V183L128 182V183H129L128 186H129L130 190H131V188L133 187L132 190L134 189V190L136 191L135 187H138L139 185L137 184V185L134 187V186H133V184H134L133 181H134V182H136V181H135V180H133L132 182H131ZM33 182H34V180H33ZM70 182H71V183H70ZM84 182H85V181H84ZM87 182H88V181H86L85 183H87ZM19 183H18V184H19ZM67 183H68V184H67ZM69 183H70V184H69ZM107 183H108V182H107ZM131 183H133V184H131ZM137 183H138V182H137ZM22 184H21V185H22ZM103 184L100 185V183H99V186H100V187L97 188L98 191H100L101 187H102V189L104 188L103 190L101 189L102 191H107L105 187H107V189L110 190V188L108 187V186H109V183H108L107 185H106V184L103 185ZM116 184H117V183H116ZM116 184H115V185H116ZM120 184H121V183H120ZM61 185H60V186H61ZM67 185H68V186H67ZM71 185H73V183H72ZM97 185H98V184H97ZM115 185H113V186H115ZM118 185H119V184H118ZM118 185L115 186V187H116V191H117V189H119V191H121V190H120V186H121L122 184H121L120 186H118ZM134 185H135V184H134ZM104 186H105V187H104ZM126 186H127V185H126ZM128 186H127V187H128ZM130 186H131V187H130ZM97 187H98V186H97ZM127 187H125V188L127 189ZM139 187H140V186H139ZM30 188H33V187L31 186ZM113 188H114V187H112L111 190L114 192L115 190H114ZM121 188H122V186H121ZM129 188H128V189H129ZM28 189H29V188H28ZM61 189H60V190H61ZM68 189H66V191H67ZM123 189H124V188H123ZM123 189H122V190H123ZM138 189H139V188H138ZM140 189H141V188H140ZM134 190H133V191H134ZM102 191H101V192H102ZM146 191H148V189H146ZM128 192L132 193V192L129 191V190H128ZM67 193H68V195H69V191H68ZM114 193H115V192H114ZM114 193H113V194H114ZM118 193H119V192H118ZM135 193H136V192H135ZM135 193H132L130 197H132V195L135 194ZM70 194H71V192H70ZM119 194H120V193H119ZM68 195L65 194V197L68 196ZM115 195H116L115 197H116L117 199L120 197V195H119V197H117V196H118L117 192H116ZM69 196H70L71 198H70V200H69V198H68L67 200H68L69 202H71V199H73L74 196H73V195H69ZM72 196H73V197H72ZM112 196H114V195H112ZM135 196H136V194L134 195V197H135ZM107 197H108V196H107ZM130 197H129V198H130ZM148 197H149V196H148ZM66 198H67V197H66ZM74 198H75V197H74ZM109 198H110V197H109ZM149 198H150V197H149ZM151 198H152V197H151ZM112 199L114 200V201L112 200V202H114V203L117 204V201H118L119 199H118V200H117V199H114V198H112ZM130 199H131V200H132V199L134 200V198H130ZM130 199L128 200V202H129L128 204H130V205H128V204L126 203V204H124L123 206L128 205V206L132 207L133 205H132ZM73 200H74V199H73ZM73 200H72V201H73ZM115 200H116V202H115ZM120 200H121V199H120ZM149 200H150V199H149ZM152 200H153V198L150 200V202H151ZM154 200H155V199H154ZM112 202H111V203H112ZM120 202H121V201H119V204H120ZM153 202H154V201H152L151 203L153 204ZM156 202H157V201H156ZM71 203H72V202H71ZM73 203H75V201H74ZM73 203H72V204H73ZM72 204H70V205H72ZM116 204H115V205H116ZM149 205H150V203H149ZM149 205H148V207H147L148 209L151 208V205H150V206H149ZM119 206L122 207V205H119ZM119 206L117 205L116 207H119ZM116 207H115V208H116ZM125 207L127 208V206H125ZM119 208H120V207H119ZM160 208H161V207H160ZM117 209H118V208H117ZM117 209H116V210H117ZM127 209H128V208H127ZM127 209H126V210H127ZM132 209H133V207H132ZM132 209L129 208L128 210H132ZM134 209H135V208H134ZM153 209H154V208H151V209H149V210H151V211L153 212ZM128 210H127V211H128ZM135 210H136V209H135ZM135 210H132V211H130V212L132 213V212H134ZM151 211H149V214H150ZM101 212L103 213L102 210H101ZM135 212H136V211H135ZM135 212H134V213H135ZM152 212H151V213H152ZM127 213L130 214L129 211H128ZM100 214H101V213H100ZM104 214H105V213H104ZM147 214H148V213H147ZM147 214H146V215H147ZM130 215H131V214H130ZM130 215H128L129 218H131L134 214L132 213V215H131V216H130ZM113 218H114V217H113ZM127 218H128V217H127ZM114 219H115V218H114ZM137 219H138V218H137ZM137 219H133V220H136L135 222L132 221V219H131V223H130V224L133 225V224L137 223ZM140 219H142V218H140ZM147 219H149V221H150V218H147ZM127 220H128V219H127ZM145 220H146V219L144 218V221H145ZM151 220H152V219H151ZM144 221L142 220L141 223L143 224ZM146 221H148V220H146ZM146 221H145V226H146ZM149 221H148V223H147V226H148V225L150 226L152 223H153L152 225H154V223L157 224V222H156V221L154 222V220H152L153 222L150 221L151 224H149ZM128 222H130V221H128ZM138 222H139V219H138ZM139 223H140V222H139ZM183 223H184V222H183ZM142 224H141V225H142ZM185 224H186V222H185ZM200 224H201V223H200ZM152 225H151V227H149V228H148L147 226H146V227L144 226V227H145L144 230H145L146 228L150 230L152 227L157 228V230H159V229L161 228V227H160V228L158 229V226H157V225H154V226H152ZM186 226H187V225H186ZM191 226H192V225H191ZM191 226L189 227V228H191L190 230H194V227H191ZM198 226H200V225L198 224ZM198 226H197V228H198ZM201 226H202V225H201ZM201 226H200V227H201ZM192 228H193V229H192ZM203 228H204V227H203ZM147 229H146V231H148ZM152 229H153V228H152ZM152 229H151V230H152ZM195 229H196V227H195ZM195 231H197V230H194L193 236H194V234H195L196 238H197V237H202V236H201V235H202V234H201L202 231H199V232H198V233L201 232V233L199 234L200 236L198 235V233H195ZM149 232H150V231H149ZM151 232H152V231H151ZM146 233H147V232H146ZM146 233H144V234H146ZM196 234H197L198 236H197ZM188 235H189V234H188ZM188 235H187V236H188ZM145 236H147L146 238H149V237H150L149 233H147L146 235H143V238H144ZM151 236H154V235H151ZM193 236L191 235L190 238H193ZM195 236H194V237H195ZM140 237H142V236H140ZM155 237H156V236H155ZM155 237H154V238H155ZM160 237H161V238L164 237V234H163V236L161 235ZM74 238H75V237H74ZM74 238H72V239H74ZM150 238H151V237H150ZM182 238H185V236H183ZM188 238H189V237H188ZM203 238H204V237H203ZM36 239H37V238H36ZM40 239H41V242L44 241V243H46V244L48 243V242H47L48 238H46V239H45V238H39V241H40ZM72 239H71V241H72ZM76 239H77V238H76ZM79 239H80V238H79ZM121 239H122V238H121ZM123 239H124V238H123ZM45 240H46V241H45ZM64 240H68V238H67V239L65 238ZM69 240H70V238H69ZM81 240H82V239H81ZM17 241H18V240H17ZM77 241H78V240H77ZM77 241L74 240V242H77ZM121 241H122V240H121ZM193 241H194V239H193ZM67 242H68V241H67ZM67 242H65V243H67ZM80 242H81V241H80ZM80 242H78L79 245H80ZM62 243H63V241H62ZM17 244H18V243H17ZM75 244H76V243H75ZM47 245H50V243L47 244ZM63 245L65 246V244H62V246H63ZM66 245H68V247H69V246H71V245H73V244H71V242H69V243L66 244ZM193 245H194V244H193ZM54 246L56 247V245H54ZM75 246H77V244H76ZM75 246H74V247H75ZM55 247H54V248H55ZM66 247H67V246H66ZM68 247H67V248H68ZM74 247H72V248L69 247L68 249H73ZM54 248H53V245H52V249H54ZM75 248H76V247H75ZM75 248H74V249H75ZM55 249H56V248H55ZM76 249H77V248H76ZM111 249H112V248H111ZM111 249H110V250H111ZM114 249H116V248H114ZM114 249H113V250H114ZM117 249H120V251H121V248H117ZM57 250H58V249H57ZM122 250H123V249H122ZM74 251H75V250H74ZM111 251H112V250H111ZM115 251H116V250H115ZM115 251H114V252H115ZM118 252H119V251L115 252V253L112 254V255H114V256H118V257H119V253H118ZM124 252H125V251H124ZM73 253H74V252H73ZM77 253H79V249L76 250V252H75L76 256H77ZM111 253H113V251H112ZM116 253H118V254L115 255ZM120 253H122L121 255H122V259H123L124 262H125L126 259H127L126 261H128V264H129L130 261H133V260H128V257H129V256L126 255L127 253L124 254V257H123V252L121 251ZM164 253H165V252H164ZM177 253H178V252H177ZM180 254H181V252H180ZM180 254H179V255H180ZM125 255H126V257H127V256H128V257L125 258ZM176 255H178V254H176ZM76 256H75V257H76ZM80 256H81V254L79 253V256H78V257H80ZM211 256H212V252H211ZM118 257H116V258H118ZM175 257H178V258H175V259H177V260L179 259V256H175ZM212 257H214V255H213ZM119 258H121V257H119ZM130 258H131V257H130ZM183 258H184V257H183ZM183 258H181V256H180V259H181V260H185V259H183ZM122 259H120L121 263H122ZM124 259H125V260H124ZM131 259H132V258H131ZM210 259H211V258H210ZM181 260H178V261H181ZM117 261H118V260H117ZM120 261H118L119 264H120ZM124 262H123L122 264H126V263H127V262H126V263H124ZM130 263H131V262H130ZM134 263H136V262L134 261V262H132L131 264H134ZM178 263H179V262H178ZM180 263H182V261H181ZM180 263H179V264H180ZM149 264H150V263H149Z\"/></svg>",
	"mask_w": 264,
	"mask_h": 264
}]
</instances>
